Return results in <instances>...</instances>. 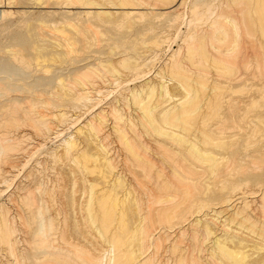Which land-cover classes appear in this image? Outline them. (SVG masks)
I'll return each instance as SVG.
<instances>
[{
    "label": "bare ground",
    "instance_id": "obj_1",
    "mask_svg": "<svg viewBox=\"0 0 264 264\" xmlns=\"http://www.w3.org/2000/svg\"><path fill=\"white\" fill-rule=\"evenodd\" d=\"M7 1L10 2V1H15V0H7ZM37 1H38V4H39V2H40V4H42V2H43V0H37ZM49 1H50L49 4L52 3L51 0H49ZM56 1H54V3ZM66 1L69 2L70 5L71 4H74L75 6L77 5L76 9H78L79 11H80V9H83L85 11V13L83 11H82V13L83 14H86V16L88 17L86 20H91V18H95L96 19V17H97V18H103L104 21H105V23L106 22H109V21H111L109 23H112L113 20H114V19L111 20V18L113 17L111 15V13L105 12V10L107 9V8L104 7L106 5L105 4L106 2H107V4H110L109 5L110 7H111V5L113 6L112 9L119 10V11L120 10H127V11H124V12H118L117 13V16L119 14V16L123 19V22H118V24L119 23H122L119 26V28L121 29V31H123L124 29L126 30L127 28L129 30V28H131V25H133V26L135 25V24H131L132 22H130L128 20L132 16H136L137 18L144 16L143 11H142V13L139 12V14L138 13H134L133 14V13L128 12V10H132L133 11V10H140V9H142V6L140 8H138V7L135 8L134 7L135 3H132L133 2L132 0H130V1H132L131 3H129L128 0H123V1L122 0H119V2L117 0H116V2L114 0H104V2H105L104 4H102L101 2H100L101 4H99L98 3L99 1H97V0H96L97 2L95 0H65V1H62V2H64V4H65ZM135 1H136V3L138 2L137 4H141L142 5V2L144 0H135ZM149 1L151 2V0H149ZM149 1L146 2V5L145 6H152V5H155L156 6V4H152ZM155 1L156 2H161L164 6H167L166 8L163 7V10L165 9L167 11H166V13L164 11V14L162 16L163 17L165 16L167 18V22H166L167 24L165 23L166 26H165V24H164V26L165 27L168 26V29H166V30H169V27H173L174 24L176 22L180 21V19L182 18V14L181 13L179 14L178 11H179L180 8H183V6L185 7L186 0H155ZM227 1H226V3H227ZM35 2H36V0H35ZM58 2L60 3V1H58ZM62 2H61V4H63ZM3 3H4V0H0V8H1V5ZM10 3H12V2H10ZM46 3L47 2H45V4ZM224 4H225V2H224ZM68 5L66 4V7H65L66 10L68 9L67 8ZM130 5H132L133 7H131ZM10 6H12V5H10ZM135 6H137V5H135ZM202 6L203 7L200 6L199 1H195V2H193L191 4V6H189L190 7V11H189L190 14L188 16L183 15V16H185V18H183V20L185 22H187V24L189 26L191 25V23L194 20H197V21H200L201 20L202 21L201 18H203V21H204V18L210 12V9L212 10V8H213V7L211 8V7H208V6L204 7L205 5H202ZM59 7H64V6H59ZM110 7H108V8L110 9ZM143 7H144V4H143ZM44 9H46L45 6H44ZM144 9H146V7H144ZM150 9L156 11V8L155 9L150 8ZM234 9H237L238 10L237 12H240V14H239L240 15V19H238V17L237 18L235 17L237 14H235V16H234V12H235ZM66 10H64V11H66ZM94 11H96V12H94ZM66 13H67V18H69L68 17V14L70 16L71 13L70 12L68 13V10L66 11ZM66 13L63 12V14H66ZM0 14H1L0 18H4L5 17V13L3 12V10L0 11ZM49 14L51 15V13H48V15ZM77 14H79V13H77ZM53 15H55V14H53ZM76 15L74 14L73 17L72 16L71 17L72 18L78 17ZM113 15H115V17H117L116 14H113ZM156 15H158V14L156 13L154 16H156ZM159 15H160V13H159ZM214 15L216 16V18L214 19L213 24H211L212 25L211 26L212 27V31H211V28L210 27H208V28H210V31L213 34H215V32L216 33L222 32L223 38L220 39V37H219V39H217L215 37L216 34L215 35H213V34L212 35H203L202 30L200 31L202 33L201 35L200 34L197 35V34H194L193 33V36H192L193 38L190 37V38H192V42L191 43H188V45H186L187 47H185L186 50H187V53H189L188 55L186 54L185 57H186V61L187 62L194 61L192 63L189 62V64L192 65V68L193 67L194 68L196 67V70H198L197 72H199V73L198 74L195 73V74L199 75L200 77L202 76V75H200V71L201 70H203V71L205 70L206 71V70H208L210 68V67L208 68L206 66V65H208L207 64L208 62H211L212 63V66L214 65L215 68H218L217 70L215 69L216 72H217V76L218 77H220L221 75L223 76V89H221L223 91L220 90L223 93V95H222L223 96V98H222L223 99V102H221V103H223V105H220L221 103H219V102H211V100H210L211 99V94H209V96H210L209 98L210 99L208 100L211 103H209L208 101H206L207 104L208 103L210 104V107H209L211 109L210 110L211 113L209 112L210 113V117L213 116V117H215V119H219V121L217 120L216 123H214L213 126H212V124L210 122L211 127H209V125L207 124V121H206V117L208 118V116L205 117L203 114L201 115L202 112L204 113V109L208 106L206 104L207 106H205V108H204V104L203 103L205 101L203 100L204 102L202 103V99L204 98L202 96L203 95L202 92L204 93V91H206L207 89L209 90L210 87H211V89H213L212 88V85L213 84H217L218 82L215 83V81H214V83L212 85H210L209 88L206 86V83L209 84V82H207L205 79H208V76L210 74H212V73L209 74L208 71H210V70L206 71V72H208V75L206 74L207 77L204 76L206 72H202L201 71V73L205 77V79L203 78L204 80L202 79L203 81H205L204 83L201 82L202 80L200 81V77L199 76H198V79H199L200 83H198V81L196 83V80L197 79L195 81L192 80L194 78V75H192L193 73L192 74L190 73L191 74V76H190L189 73L187 74V72L185 71L187 68L184 69L185 68V65H187V64L184 65V63H183L184 60L182 61V58L183 57L181 56L182 55V51H181L182 49H181V50H179L181 52H178L180 56L179 57L177 56L178 57L177 58V57H175L176 54H173L172 57L169 59L170 60L169 66L166 63V65H167L166 68H169L168 70L171 71L170 73H172L171 74L172 77H174V78L176 77V80L177 79L181 80V81H177V82H181L182 83L181 85L184 84L183 86H185V84L186 85L188 84L187 86H190V89L189 90L191 92L188 90V94H187V97H188L189 92H190L191 93L189 95L190 97H188V98L185 97L186 99L184 98L185 100L183 99L182 101L179 99L180 103H177L176 104V101H175V105L172 104L173 106L170 107L169 106V103L172 100L174 102L175 99H173L172 96L170 95V92H169V89H168V87H169L168 86V83L164 80L166 78L165 76L167 75L165 73H168V72H164L166 70L165 69L164 70L162 69V71H159L158 74L155 77H153V78H157V76L159 75L161 77V78L160 77L158 78V80L161 79V81H159V82H156L157 79H155L156 81H153V79H150V75H148L149 73L146 74V75H144V76H142V77L139 75L140 77L138 76L137 79H140V78H143L145 80L147 79L144 84L142 83L140 86H136L135 88L129 89V90H127L128 89L127 88L126 89L127 90L126 92H128L127 94L125 93V95H122V97H120L121 95H119L120 98H118V99L116 98L115 101H113V103L110 104V106H108L106 108H101V109L98 108L97 111L94 110V109H93V111L92 110H89L90 111V118H89V120L86 122V124L84 125V127L81 126V128H79L78 130H76L75 133L77 134L79 132V134H80V132H82L84 129L88 128V131L90 132L88 139H90V138L92 139L91 141H93V144L95 145L94 148L97 150V152L99 154V156H97L98 158L97 157L96 158H97L98 162L101 163L102 167L104 168L103 169L104 170V172H103V176L104 177H110V178H112L111 180H113L115 183H118L119 185L121 184V183H119V181H121L123 178H128V179L129 178L130 179L131 178L132 179L134 178L135 180H133V181H136V180L139 181L140 178H142V179L145 178L144 179V183H145V181H147L146 178L147 179L150 178V180L148 179L149 181H151L150 183H152L153 180L157 183V181L155 180V178H157V177H158V179H159V177H161L159 180H163L164 182H165L164 177H166V179H168L167 177H170L171 178L170 184H168V183L166 184V182H167V180H166L165 186H164V182L163 181H158L159 183L160 182H163V184H161V185H163V189L160 188L161 186L159 185V183H157V185H155L158 189L159 188L162 189L161 192L164 190V188L166 189V191H165L166 193L163 191V194L160 193V195L163 196L164 193H165V195H167V192H168L167 189L168 190H171L173 188V189H175L174 192H179V196L177 195L178 193H176V195L178 197L175 195V197H177V198L173 197V199L179 200L180 199L179 198L180 197V194L182 193L184 195V197L182 196L181 198H183V199H181V200L184 201V199L187 198L185 200L186 201V204H184L185 201L183 202L184 205H187V203H189V202H187L188 197L190 196L189 198H191V196H194V192L195 191H198V193L197 192L195 193V195L197 194V197L196 196L195 197L197 198V201L199 203V208L198 209L196 208L198 211L200 210L199 213L202 214L204 212V209L206 211V208H208V209L211 208V211L214 212V214H215L214 215V214L210 213L213 216H215V218H211V220L213 222H216V223L217 222L219 223L222 220V219H220V220L218 219V218H220V216L221 217L223 216V218H224V216L226 217V215H228L225 218V220H224V222H227V224H224V222H223L222 225H223V228L226 229V231L228 229V231L231 233L230 230L233 229V228H232V226L230 227L229 225L231 223L233 224V222L235 220H237L238 217L241 218V220L243 221L241 223L238 222L241 225L246 226V224L247 225H250V223H251L250 221H249L250 223L249 222L244 223V222L248 221V218L250 217L249 215H247V216H249L248 218L246 217L245 214H249V212L248 213H245V212H247L246 210H244L245 212L243 213V215H245L244 217L241 214L243 211L240 210V209H242V207L245 208L244 205H242L241 208L238 207V210L237 211L234 210L233 213L231 212L232 213L231 215L228 214V211H230L232 209V208H229L230 206L233 205V204H231L232 203V198H233V203L238 198L237 197L236 199H234L233 193L235 191H238L239 190V189L237 190V188H239L240 185H243L242 182H244V181H247L246 183L244 182V185L245 184H248V183L249 184L251 183V184H254L255 186H259V187H257L259 189L262 188L261 193L259 192L260 193L259 197L261 198L260 201H261V205L262 206H260V210H259V208H256L254 211L257 210L256 211V214H257V212H259L260 215H261V218L262 217L264 218V176H263L264 174L263 175H260L261 174L260 173V174L251 175V174L248 173V169L247 168H244V167L241 166L242 163L243 162H246V161H247L246 164H248L249 162H251V163L254 162L252 166H257L258 164L261 165V164L264 163V0H232L231 3H230V5L226 6L225 8L223 7L222 13L217 14L215 12V14L213 13L211 16L209 15L208 18H211ZM8 16L6 15V18ZM80 16H81V12H80ZM145 16H146V14H145ZM65 17H66V15H65ZM163 17H162V19H163ZM133 18H135V17H133ZM157 19L160 20V18H157ZM0 20H2V19H0ZM208 20L211 21L212 19L211 20L208 19ZM63 21H64V18H63ZM72 21H73V19H72ZM115 21L112 24H114V23L117 24ZM156 22H159V21H156ZM100 23L101 22H99V24ZM47 24H49V23H47ZM112 24H111V26H113ZM46 25L44 27L42 25L41 27H43L44 29H46L47 28ZM73 25L71 26V24H69L70 27L75 28V25L74 26ZM101 25H103V23ZM108 25L110 26V24H108ZM108 25H106L105 29L107 28ZM136 25L134 26L136 28V30H137V28L138 29L139 28H144V27H138V25L137 26ZM149 25H151V24H149ZM149 25H148V27H149ZM152 25L150 26L149 29L148 28L147 29L144 28L147 32H151L152 33V34H150V33L148 34V36L149 35L150 36L152 35L151 37L149 36L150 39L147 38L148 36H147V34H145V32L144 33L143 32H138L139 30L137 31V34L138 33L139 34L140 33H143L141 35H144V36L146 35L147 36L146 39H145V37L142 38L143 36L142 37H140L139 35L137 36V34L136 35L134 34L135 36L132 35L133 36L132 37L133 39H131L130 36L129 37H126L127 35H130V34H127L126 33V32H130V30L129 31L126 30V32H125V30L123 31V32H125V34H127L125 36L126 38H123L124 36L122 37V35L121 36L119 35V33L121 34V31L118 30L119 29L118 27H114V28L113 27H111V28L109 27L110 30L107 28V30L109 31V34L112 36L111 39H113L116 43L114 44L113 41H112V44L113 45L112 46H108L110 48H107V50L109 49V51L107 53H102L101 52L103 50V48H102L101 51H100L101 48L99 49V52L101 53V55H103V54L106 55L107 54V57H104L103 56L104 58H101L102 57L101 56L100 58H96V61L95 62L93 61V63H88L87 65H85L87 62L92 61V60L87 61V58L88 57H92L93 55H91V53L94 52L95 50H98V49H95V50L92 49V48H95V47H92L91 48L92 42H90V43L89 42H86L85 39H82V37H81L82 40H77L76 39L77 43L79 42V46L74 45V43H73V40L74 39L73 40L71 39L72 40V43H71V40H67V38L66 39H63L62 37L59 36V34H58V36L60 37V39L62 38L63 41L60 40V39L57 40L58 39L57 36L52 37V38H55V40L53 39L54 41H56V40L58 41V42L57 41L56 42H57L58 47H60L59 50H56L55 52H52V53L49 52L50 50H47L49 53H47L46 51L45 52L42 51V49H44V48H42V49L41 48H38V45H37L38 43L36 44V42H34V41L30 40V39H28V40L34 42L35 44H33V43L31 44L30 43V45L28 44V47L27 48L24 45H22V43H20L21 45H19V44L17 45V43H15V42L12 45H11V43H9L10 45L7 43L8 45L0 46V165L2 163H5V164L7 163L6 164V167H5V165L3 167L5 169L2 168V165L0 166V176L2 177V178H0V182H1V179H2V181L5 180L4 182H1L0 183V186H2L3 183L7 184L6 183V180H9V178L8 179H5V177L8 176V175H6L7 174L6 172H8V174H9V171L15 167V166L13 167L14 163H13V165H10L12 163L11 162L9 163V161H10V158H11L12 154H14V152L15 153L16 152L19 153V146L21 147V145H22V143L20 145L19 141L17 142V140H19V139H17L19 137L17 134L19 133V129L20 128L22 129V128L26 127L27 125H29L30 128L32 127L33 130L36 131L35 132L36 134L43 135V136L45 134H47L49 136L50 133L52 134L53 131H55L53 127L56 128V126H55V125H57L56 123L63 124V123L68 122V120L73 119V118H71L73 116L71 115V112H69L70 110L69 111L67 110V109H69V107L73 106L74 109H78V107L80 105L82 107L83 106L84 107L87 106V108H88V106L91 107V104L96 99L95 98L96 95H100V94L102 95V93H105L104 91H102L103 90V87L102 86H99V85H102L103 83H105L104 81H102L103 80L102 78H104V79H105V77L106 78H111L112 77V79L113 78H116L115 80L117 82L118 80H123L125 77H127V76L123 77V75H122L123 73L119 71L120 69L118 70L116 68L117 65L115 64V61L118 60L119 57H120L121 61H120V59L118 60V61H120V64H118V65L119 66L122 65V69H126L127 71H129L131 73H133V72L134 73H136V72L138 73L143 68V66L145 68V66L148 65L149 62H152L153 59L154 60H157L156 58L158 57L159 54H161L160 51H161V48L163 47V44H165V43L167 44L168 43V41H164V40H168V39H164L163 40V38L160 35L162 33L155 31V29H157L159 25L156 28H155V26H156L155 24H154V26H152ZM52 26L50 27V29L52 28ZM79 26H77V27H79L80 29H82V28L83 29L84 28L87 29V27H85V26L82 27L83 25H79ZM86 26H88V25H86ZM141 26H144V25H141ZM41 27H39V28H41ZM92 27H93V25H92ZM93 28H95V26ZM103 28H104V26H103ZM115 28H116V30L119 31V33H117V31L114 30ZM193 29L194 28H192L191 31ZM195 29H196V27H195ZM200 29H202V28H200ZM47 30H48V28H47ZM59 30H60V28H59ZM71 30H73V29H71ZM87 30H89V29H87ZM166 30L164 29V31H166ZM170 30H171V28H170ZM75 31H76V29H75ZM89 31H92V30L90 29ZM154 31H155L156 34L158 33L155 36L153 35V32ZM195 31H197V30H195ZM99 32H100V29H99ZM99 32H97V33H99ZM200 32H198V33H200ZM53 33H51V34H53ZM106 33H107V36H108V32L107 31H106ZM130 33L132 34L134 32H130ZM256 33H259L262 38L259 37L260 39H258L257 38L258 35ZM49 34H50V32H49ZM207 34H209V32ZM100 36L101 35H99V37ZM103 36H104V33H103ZM220 36H221V34H220ZM97 37H98V35L96 34V38ZM120 37L123 38V39H121ZM50 38H51V35H50ZM50 38H48V39H50ZM52 38H51V40H52ZM102 38H104V37H102ZM98 39L99 38H97V40ZM126 39L127 40L129 39V40L127 41ZM105 40H106V38H105ZM109 40L107 41V43L108 42L110 43ZM91 41H92V39H91ZM184 41H185V39H184ZM97 42L99 43V40ZM209 42L214 43L213 47L216 46L217 44H219V46H220L221 43H222V45H223V47H222L223 48V51H222V48L221 47H218V45H217V47H215V48H218L217 50H221L223 52V53H218V54H221V56L220 55L218 56L216 53L215 54L217 56H213L215 54H213L212 56L209 55L208 50H207V49H209V48H207L208 47L207 45L208 44L210 45ZM107 43H105V45ZM109 43H108V45H109ZM170 43H171V41H170ZM100 44L101 43H99L98 46H100ZM172 44H173V41H172ZM110 45H111V43H110ZM92 46H94V45H92ZM168 47L171 48L172 45L169 44ZM56 49H57V47H56ZM44 50H46V49H44ZM105 51H106V46H105ZM82 54H84V56L85 55H88V57L85 58L83 56V58H81L82 57ZM92 54H95V53H92ZM96 54H97V52H96ZM151 54L153 55L152 58L149 57V56H151ZM89 55H91V56H89ZM187 56H189L190 59H192V60H189V57L187 58ZM198 56L200 57V60H202L199 63L200 64L199 66H201V67H199V68H201L200 70L198 69V65L196 66L197 63H195L196 60H199V58H196V60H195V57H198ZM180 57H182L181 60L179 59ZM88 60H89V58H88ZM83 61H85L86 63L84 64ZM82 62H83V65L84 66H82ZM80 63H81V65H80ZM116 63H117V61H116ZM211 63H209V64L211 65ZM189 64H188V66H189ZM114 65H116V66H114ZM119 66H117V67L118 68H121V66L120 67ZM214 67H213V69H214ZM126 70H125V72H126ZM218 70H219V72H218ZM220 70L223 71V72H221ZM32 71L35 73L36 82L31 79L33 77V75H32V77L30 76L31 73H32ZM211 72H212V70H211ZM220 72H221V75L219 76ZM37 74H39L38 75L39 77L37 76ZM126 74H124V75H126ZM40 75H41V77H40ZM192 76H193V78H192ZM29 77H31L30 79L33 82H35V83L29 82V81H31L29 79ZM129 77L131 78V76H129ZM100 80L103 82L102 84H99L101 82ZM106 80H108V79H106ZM133 80L134 79H132V81ZM110 84H111V82H110ZM117 84H118V82H117ZM126 84H124V85H126ZM107 85H108V83H107ZM112 85L114 86V84H112ZM214 86H215V90L217 91L218 88L216 89V85H213V87ZM220 86H221V84H220ZM220 86L217 84V87L221 88ZM40 87H46V88L45 89H39ZM120 88H121V86H120ZM184 89H185V91L187 90L186 87ZM148 90L150 92L149 96L144 97V95L146 94V92ZM215 90L213 89L212 92H214ZM209 91H207V92L209 93ZM207 92L204 93L205 94V99H206V94H208ZM217 92H218V94L221 93V92H219V89H218ZM42 93H44L45 95L47 94L46 95V98L44 97L45 95L42 94ZM21 94H26V96L23 98ZM38 94L43 95L42 97L45 100L44 99H39V97L41 98V96L38 97ZM20 95H21L22 98L20 97ZM180 96H181V94H180ZM214 96H217V95L214 94ZM214 96H212V97H214ZM218 97H220V96H218ZM207 98H208V96H207ZM24 101L27 102V103H24L25 105L28 104L27 107L24 104H22V102H24ZM177 101H178V99H177ZM216 101H218V99H216ZM96 102H98V101H96ZM173 102H171V103H173ZM171 103H170V105H171ZM38 104H40L41 107H42V105H44V106L46 105L44 108H47V107L48 108L49 107L52 108L53 107L54 109H57L56 110L57 112L48 113V114H46L44 112H40V111H43V110H42V108L41 109L40 108L38 109V106H39ZM130 104H131V106H130ZM20 105H21V107H20ZM76 106H77V108H76ZM122 106H124V107L130 106L131 108L133 107L134 110H135V112H133V113L132 112L131 113L129 112L127 115L126 114H123L122 113V110H121L122 109ZM222 106H223V108H222L223 110L221 109ZM22 107H25V108L22 109ZM79 108H81V107H79ZM54 109H52V111ZM95 109H96V106H95ZM220 109L223 112L222 114H219ZM38 110H40V111H38ZM48 110H50V108ZM123 110H124V108H123ZM207 111H208V109H207ZM48 112H50V111H48ZM85 112H86V110H85ZM69 113H70V115H69ZM86 113H88V112H86ZM79 121H78V123H79ZM110 122H112V123L110 124ZM52 125H54V126H52ZM65 126H67V125H65ZM27 127H26V129H27ZM32 128H31V131H32ZM57 128H58V126H57ZM24 130H25V128H24ZM28 130L30 131V129H28ZM112 130H113V134L115 133L116 137H118V139H119L118 141H120V144H122L123 149L126 152V154H125L126 155V158L125 159H127V164L129 165V164L133 163V164L130 165V166H133V167H129V166H126V167L124 166L125 168L123 167L124 168L123 171L127 168L126 169V173L129 172L128 175L124 173L126 176H122L123 174H121V173H119L117 171L118 170L117 169L118 168L117 165H119V164L116 165V163H117L116 160H115V157L116 156L113 157L112 154H114V153H111V151H112V149L114 147H112V149H111L108 146L109 144H107V139H108V137L111 134L109 132L112 131ZM13 131H18V133H16V135L18 137L17 138L13 137L15 140L11 138L12 137L11 133ZM83 133H84V131L82 132V134ZM13 134H15V133H13ZM76 134H72V135H70V137L67 136L68 139H66V141H64V143L62 142L63 144H65L67 146V148L65 147V149H67V150L64 149L65 151H67V152H64L66 154V157L67 156L68 157L70 156V158H71V156L74 157L75 155L72 152L73 151L78 152V149H80V147H81V146L80 147L77 146V151L74 150V148L76 147V145H79L77 143L79 139L77 141H75L76 140V137H77ZM27 135L28 134L25 135L23 133V135H21V136L25 138V136H27ZM61 135H59V136H61ZM29 136H31V135H29ZM52 136H54V135L52 134ZM8 137L10 139H12V140H8ZM36 137H38V136H36ZM40 137L42 138V136H40ZM47 139H48V137H47ZM29 140L32 141L30 139V137H29ZM33 140H35V139H33ZM86 140H87V137H86ZM24 141H22V139H21L20 142H24ZM27 141H28V138H27ZM27 141H25V142H27ZM82 141L85 142L84 140H81V142L79 141V143H82ZM23 145H24V143H23ZM38 145H42V144H38ZM25 146H26V143H25ZM30 146H32V145H30ZM34 147H35V145H34ZM26 148H28V147L26 146ZM24 149H25V147H24ZM24 149H23V151L26 152ZM232 149H234V150L236 149V151H232ZM82 150H84V149L82 148ZM23 151H22V153H23ZM81 151H80V153H82ZM31 152H32V150H31ZM22 153H21V155L23 156ZM19 154H17V156ZM61 154H63V152ZM53 155H55V153ZM88 155L89 154H87L85 156L86 159H87V156ZM90 156L91 155H89L87 161H89L90 159L93 158V156H92V158ZM223 156H225V157H223ZM226 156L228 158H230V159H233L234 160V163H235V160H236V166H234L232 169L228 168L226 170V172H224L225 171V169L223 170L224 164H227V162H228L227 161L225 163V161H224L225 158H226ZM14 158H16V157H14ZM85 158H83V159H85ZM68 160H69V158H68ZM79 160H81V159H79ZM75 161H77V163H78V160L75 159ZM87 161H86V163H87ZM92 161L93 160H90L91 163L94 162V161L93 162ZM166 161H169L168 163H170V161H171V164H173V168H172L173 170L169 167L170 170H171L170 173L168 172L169 168H168V170H166L168 173L165 171V169H166L165 166L166 165L164 164V162H166ZM68 162H70V161H68ZM80 162L81 161H79V163ZM158 162L159 163L162 162L164 164V166L162 165V168L161 167L158 168V166H159V163ZM237 162H238V164L239 163H241V164L238 166L237 165ZM71 163H74V162L71 161ZM256 163H257V165H255ZM186 164H188V165L190 164V169L187 170V171H186L187 166H186V168L183 167ZM98 165H100V164H98ZM160 165H161V163H160ZM233 165L234 164H232V166ZM18 166H19V164H18ZM18 166H16V167L18 168ZM169 166H171V165H169ZM228 166L230 167V165H228ZM249 166H251V165H249ZM163 167L165 168L164 170H163ZM226 167L227 166H225V168ZM261 167H262V165H261ZM180 169H181V171L183 169L185 170L184 173L186 174V176H182L183 174L179 171ZM35 170H36V168H35ZM35 170H34V172H35ZM256 170H257V168H256ZM78 171H79V169H78ZM121 171H122V168H121ZM252 171H250V173ZM257 171H256V173H257ZM13 172H12V174H13ZM261 172H263V171H261ZM36 173H39V172L36 171ZM40 173H41V171H40ZM92 173H93V170H92ZM27 174L29 175V173H27ZM100 174H102V173H100ZM253 174H254V172H253ZM248 175H250V176H248ZM10 176H12V175H10ZM58 176H59V174H58ZM189 176H193V178L194 177H196V178L197 177H201V179L202 178L204 179L206 177V178H209L210 180L214 179L216 182H217L218 179H220L221 182L223 183V185H222V183L221 184L218 183V184H220V186L219 185L217 186L216 183H215L216 186H215L214 183H213L214 185H209L208 184V186L205 188V190H203V189H201L199 187L200 186V184H198L199 182H196L199 185V186H197L195 182L192 183V181H190V179L188 178ZM25 177L26 176L24 175L23 179ZM138 178H139V180H138ZM193 178H192V180H194ZM206 178H205V180H206ZM29 179H32V178H29ZM197 179H199V178H197ZM103 180H106V179L103 178ZM168 180H170V179H168ZM186 180H189L192 184L190 186L184 185L186 183ZM137 181H136V183H138ZM141 182H142V180H141ZM108 183H109V181H108ZM132 183H134V182H131L130 185ZM136 183H134V184H136ZM144 183H142L143 184L142 185L143 187L145 186ZM206 183H208V182L206 181ZM202 184H203V180H202ZM23 185L21 184L20 186H23ZM138 185H139V189H140V185L141 184L138 183ZM92 186L95 187V184L92 185ZM92 186H91V188H92L91 191L92 190L94 191L95 188L93 189ZM155 186H152V187H154V189H155ZM249 186H251V185H249ZM59 187H60V185H59ZM62 187H60V188H62ZM143 187H141V188H143ZM197 187H199V188H197ZM247 187L248 186H246V188ZM60 188H58V189H60ZM145 188H146V186L144 187V189ZM243 188H244V186H243ZM53 189H54V187H53ZM97 189H99V188H97ZM152 189L150 188L151 192L155 196V194L157 192L155 193L154 190H152ZM156 189H155V191H156ZM125 190H127V189H125ZM133 190L134 191H137L135 189H133ZM147 190L149 192V189H145L144 192L145 191L147 192ZM248 190H249V188H248ZM1 191L2 190L0 189V193H1ZM102 191L107 192V190L105 191V189L102 190ZM157 191L160 192V190H157ZM252 191H254V190H252ZM29 192H31V191H28V193ZM256 192L252 193V195L253 194H256ZM50 193H52V192H50ZM99 193H101V192H99ZM138 193L136 194V196L138 195ZM152 193H151V195H152ZM172 193H173V191H171V193H169L170 195L169 194L167 195V198L168 199L170 198V196H171ZM238 193L240 194V192H238ZM63 195H61V196H63ZM131 195H132V192H131ZM145 195H148V193L145 194ZM234 195H236V192H235ZM240 195H239V197H240ZM2 196H3V194H2ZM13 196L14 195H12V197ZM42 196H43V194H42ZM149 196L150 195H148V197ZM156 196L158 197V195H156ZM172 196H171V198H172ZM185 196H187V197H185ZM249 196H250V194H249ZM0 197H1V194H0ZM12 197H10V199ZM54 197H55V194H54ZM91 197H92V195H91ZM128 197L130 198L131 196L129 195ZM133 197L135 199V195L134 194H133ZM141 197H142V194H141ZM150 197H149V199H150ZM157 197H156V200L159 198V197L158 198ZM253 197L254 196H252V198ZM255 197H256V195H255ZM113 198H114V196H113ZM145 198H147V196ZM145 198H143V199L145 200ZM160 198H161V196H160ZM162 198H161V200H162ZM165 198H166V196L164 197V199ZM192 198L194 199V197H192ZM192 198H191V200H192ZM204 198H207V199H204ZM246 198H248V197H246ZM25 199L27 200V198H25ZM94 199H95V202H96V198H94ZM107 199H109V198H107ZM115 199L119 200L118 198H115ZM115 199L113 200L114 203L117 202ZM141 199H139V202H140ZM153 199H152V201H150V200L149 201L151 203L152 202L155 203V201H153ZM164 199L162 201H164ZM202 199H204V200H202ZM131 200H133V198H131ZM161 200L158 203H160ZM191 200L189 199V201H191ZM14 201H15V199H13V203H14ZM17 201L18 200H16L15 202H17ZM90 201H91V199H90ZM109 201H110V199H109ZM109 201L106 200L105 202L108 203ZM147 201L145 200L146 203H147ZM175 201L176 200L171 201V202H173L175 204L177 202V201L176 202ZM194 201H196V200H194ZM28 202L31 203L30 200H28ZM93 202L94 201L92 200L91 201V205L88 206V207H90V210H88V212L89 211L91 212V214H90L91 216L93 214L92 213L93 206L95 205V202H94V205H93ZM111 202H109V203L111 204ZM126 202H128V205H131V203L129 204V200L126 201ZM139 202H132V203H135L136 204V203H139ZM145 202H143V201L141 202V204L143 205L142 208L145 207L144 206ZM180 202H182V201H180ZM241 202H243V201H241ZM244 202H245V200H244ZM97 203L98 202H96V205L98 207V204L99 203L98 204ZM158 203H155V205L158 204ZM165 203L166 204L169 203L168 206L166 205L168 208H164V209L162 208L160 211L159 210L156 211V212L159 211L157 215L159 217L158 220H160V222L157 220L156 217H154V218H156V221H158V224L159 223H164L165 224L167 222V225H168V223L170 221L171 222H172V220L174 221L175 215L177 214V212H180V211H176V209H178V208L175 209L173 207L174 206L173 204H172V207L170 206L171 207L170 208L169 205L171 203H170V201L168 202V200L166 202V199H165ZM194 203H193V205H194ZM239 203H240V201H238V204ZM249 203L247 204L245 202V204H247V205H249ZM23 204H24V201H23ZM29 204L27 205L28 208L31 209V210H33L32 204H31V207H29L30 206ZM89 204H90V202H89ZM148 204H149V202H148ZM148 204H147V206H148ZM180 204L177 205V206L178 207L180 206L181 208H179V209H182V206L183 205L182 204L180 205ZM15 205H16V203H15ZM40 205H42V204H40ZM116 205H118V203ZM139 205H140V203H139ZM155 205H154V207H152L149 204V206L151 207V209L150 208L149 209L152 211V208H153V211H154ZM158 205H160V206H158ZM158 205H156V206L162 207V205H163V207H166L165 204H161L160 203ZM250 205H251V203H250ZM18 206H19V204H18ZM27 206H25V207H27ZM99 206H100L99 209L101 208L99 211L102 210V217L99 216L101 218V220H98V221H100V224H101V221H102V228L100 229V232H98V234L101 233L102 234L101 237L107 242V243L106 242L105 243L106 244L109 243L111 247H110L109 251H108V249H107V251L106 250H104V251L102 250L103 252L101 251L102 253H98V254L91 253V252H87L86 251L87 249L84 248L85 250H83L82 246H80V245H79L80 248L77 249L78 247L75 246L76 244L75 245H72V242H74L73 240H72V242L70 243V246H69V244H68V242H66V240H70V239H69V237H64V234H63L62 237L65 240L61 237V244H59L60 242L57 244L56 243L57 240H55V242H54L52 240L53 238L50 239V235L53 236V234L57 232L56 229H57V226L58 225L56 226V223L54 224V222L52 221L53 219L50 218L49 215L48 216L51 219V220L49 219V221L50 222L51 221L53 222V224L56 226V229L53 227V224L52 223H49L45 219H43V217L47 219L48 218L47 215H46L47 217L46 216L41 217L44 214L39 215V216L37 215L38 217H36V215L34 217V215H33V217H34L33 219L34 220L32 222L29 221V223L30 222L31 223H35V222H37L39 220V222H38L39 225H38V228H37L36 231L34 230L37 227L35 224H34L36 226V227L34 226L35 228L34 227L33 228L30 227L31 230H34L35 231L33 233V235H31V236L34 237V243L33 244L34 245L37 244L38 250H39L40 254L43 255L44 261H42L43 260L42 259L41 262H44L45 264H75L74 262L76 260V261L80 262V264H140V261L141 260L137 261V259H136L137 256H139L141 253H142L141 256L142 255H145V254H143L144 252H142V251H144V249L150 243V241L152 239L151 236L152 235L154 236V234H157L156 232H152V230L154 229L152 227L156 223L154 221V219L152 218L155 214H153V213L151 214L152 216H150V218L153 221H151V219H150V221H151L152 224L149 223V225H148V226H150V228L152 230L148 226L146 227L145 225L142 224L141 225L142 227L140 226L139 229H137V230L135 229V233L131 231L132 232V235H133V233H134V235L131 236V238H128V240H130V242H133L132 243V247H133V244L135 242H137V244H139V246H136V247L141 248V252L136 256L135 255V252H133L135 250L132 251V247L129 248V249H131L132 252H130L129 249H128V247L131 246V245L127 246V249L128 250L127 249L125 250V248H126L125 245H127L128 243L126 241H125L126 244L124 243L123 238L120 235H118V233H116L117 230L112 231L115 228V225H114V228H111L113 226V223H114V218L115 219H116V217L118 218L117 215H118L119 212H117V215H116L114 213V210H112L111 205L104 204V201H101V203H100ZM112 206L114 207V204H112ZM135 206L138 207V205H135ZM188 206H189V204H188ZM236 206H237V204H236ZM251 206H253V205H251ZM251 206H248V208L251 207ZM25 207L23 206L24 209H25ZM33 207L37 208V205L35 204ZM64 207H65V205H64ZM140 207L141 206H139V209L142 212H140L141 214H137L138 217L140 215H142V213L144 211ZM193 207H195V206H193ZM197 207H198V205H197ZM28 208H27V210H28ZM21 209H19V210H21ZM38 209H36V210L38 211ZM116 209H118V208H116ZM125 209H128V208L125 207ZM143 209H145V208H143ZM149 209L147 208V210L145 209V211H149ZM186 209L188 211H190V212L193 211V210H195L194 208H191L192 210H189L188 207H186ZM233 209H235V208L233 207ZM31 210L29 212H31ZM40 210H42V209H40ZM40 210L37 213H41ZM43 210H45V209H43ZM96 210H94V211H96ZM201 210H202V212H201ZM239 210L242 211V212H238ZM120 211H124V209L123 210L121 209ZM128 211H130V210H128ZM182 211H183V209H182ZM208 211H210V210H207L206 212H208ZM124 212H127V210L124 211ZM150 212H149L148 215H150ZM181 212H180V215H181ZM190 212L187 213V215L190 214ZM57 213H58V211H57ZM59 213L62 214L61 212H59ZM127 213H129V212H127ZM131 213L133 214V211ZM131 213H130V215L129 214L128 215L129 216H133V215H131ZM146 213H148V212H146ZM182 213H184V211ZM199 213H198V215H199ZM121 214H122V217H123L124 216L123 215V212L122 213L120 212L119 215H121ZM191 214L189 216H191ZM196 214H197V211H196ZM99 215H100V213H99ZM182 215H181V217L178 216L179 218L177 216L175 218L176 219L178 218V220H180V218H182ZM207 215H209V213ZM207 215H205V217ZM27 216H29V218L27 217V219H24V217H23V219L25 221H28V219H30V218L32 219V216L31 217H30V215H27ZM142 216H146V214L145 215H142ZM193 216H195V215H192L191 217H193ZM51 217H53V216H51ZM92 217H94V216H92ZM199 217H200V215H199ZM199 217H198V219L201 218V217L200 218ZM20 218H22V217H20ZM186 218H190V217H186ZM186 218L183 221H181V224H183L182 222H184V223L188 222ZM193 218L196 219V216L193 217ZM261 218H259V219H261ZM263 218L261 220H263ZM68 219H69V217H68ZM90 219L92 221V218H90ZM124 219L122 218L121 226H124L125 229H127L126 230L127 231V235L129 236L130 235V229H128V227H129V225H127L128 222L126 221L127 224H124V225L122 224V223H124L123 222ZM127 219H125V220H127ZM139 219H140V222L139 223H143L141 221H143L144 218L139 217ZM146 219L144 220V222L145 221L146 222H149V219H147L148 221ZM209 219H210V216H209L208 220ZM253 219H254L253 222L254 221L256 222L257 218L256 219L253 218ZM65 220H63V221L65 222ZM94 220L97 221V219L95 217L93 218V221ZM203 220L204 219L201 218V220H197V222H195L192 219V221L195 224L197 223L196 225H199L197 227L201 228L203 226V228H201L200 230H202V229L205 230V231H203L204 233H201V234H204V237H201L199 233H196V231H194L196 234L192 231L193 232L192 235L193 234L194 235L191 236V237H194L193 240H195L196 238L199 239V236H200V239L199 240H201V238L203 240H205V241H203L202 245L205 244L204 242H207L206 244H208L209 241H212L211 242L212 243L211 244L212 245L211 246L212 247L211 249L213 250V252L215 254H216V252L219 253V255L221 257V258H219L220 262L219 263L218 262H215L216 264H264V261H258V262L255 261L257 259L255 257H252V259L255 258V260L253 259L252 260L253 262H250L249 263L248 262L249 259H250L249 256L246 257L243 252L237 251L236 249H233L234 248V244L235 243L237 244V242L239 243V245L237 244L238 246H240V245L243 246L244 244H246L245 240L242 239V238L245 237L244 236V233H243L244 226L242 227V226H240V224H238L239 225L238 226L239 229L234 226L238 230H241L240 228H243V230L240 233H242V235L244 237L243 236H241L242 238L239 237V235H240L239 234V231H237V229L235 231V228H234L233 229L234 232H232L233 234H231V236L229 238L228 237H225V235L222 234V235H224L223 237H225L226 239L225 240L224 239L221 240L222 238H220L218 236H215V232L213 231V229L210 226L211 224H204ZM11 221H12V223H14L13 222L14 219L11 220V218H10L9 209L6 208L5 204H3V203L0 204V243L7 245V248H6L7 249V252L9 251L11 254L13 253L14 255H15V252H16L18 258H19V256L23 258V255L24 254L22 256L20 254L21 253L20 250L22 248L20 249L19 247H17L16 241L14 239V233L16 234L18 231L17 230L13 231L14 229L11 226L12 225ZM19 221H21V220H19ZM25 221L23 223V220H22V223L23 224H21V222H20V224L23 225V226L26 225L24 227H27L28 222H25ZM44 221H46V222H44ZM57 221H58V219H57ZM116 221H118V220H116ZM128 221H129V219H128ZM133 221L135 222L136 220L134 219ZM237 221H236V223H237ZM67 222H68V220H67ZM153 222H155V223L153 224ZM176 222H177V220H176ZM206 222H207V220H206ZM97 223H99V222H96V225H97ZM194 223L192 224V227L195 226ZM114 224H116V223H114ZM138 224H137V226H138ZM188 224L190 225V223H187V225ZM21 225H20V227H21ZM65 225H67V224L65 223ZM146 225H147V223H146ZM151 225H152V227H151ZM159 225H161V224H159ZM200 225H201V227H200ZM234 225H235V223H234ZM251 225L254 226L253 227V230H257V232L255 231L257 233V237L259 236L258 238H262L261 240H263L264 239V228H261L260 227L261 229H258V227L261 224L258 227H256L257 229L255 228V226H256L255 224L251 223ZM251 225H250L251 228L249 229L247 227V230L249 229V231H250L252 229V226ZM13 226L16 227V225H14V224H13ZM137 226L135 228H137ZM161 226H162V228L165 227L164 225H161ZM161 226H160V230L162 229ZM168 226H170V225H168ZM168 226H166V228H164V231H166L165 229H167ZM183 226L187 227L186 224H184ZM218 226H221V225H218ZM218 226H216V227L217 228H220ZM98 227L100 228L101 225L98 226ZM154 227H155V225H154ZM27 228H29V227H27ZM67 228H69V227H66V229ZM122 228H121V231L120 232L123 231V233H124L125 230H122ZM157 228H159V227H157ZM174 228H175V226H174ZM21 229H23V228H21ZM26 229H23V230L27 231L28 229L27 230ZM54 229H55L56 232H53ZM117 229H118V227H117ZM168 229H167V231H169ZM193 229H195V228H192L191 230H193ZM57 230L59 232L60 228L57 229ZM119 230H120V228H119ZM128 230H129V234H128ZM156 230H154V231H156ZM170 230H171V228H170ZM200 230L198 232H202ZM29 231H27V232L29 233ZM60 231H61L60 232V234H61L62 233V230H60ZM63 231H64V228H63ZM164 231H162V235H164ZM167 231L165 232L166 234H168ZM221 231H224V230H221ZM221 231H219V234H221L220 233ZM27 232H26V234H27ZM30 232H33V231H30ZM51 232H53V233H51ZM64 232H66V231H64ZM150 232H152V234H150ZM157 232H159V231H157ZM177 232L179 233V231H177ZM184 232L182 231V233H183L182 238L186 239L184 236H187L189 234V232L187 230V232H188V234L186 233L187 235H184ZM229 232H228V234H229ZM237 232H238V234H237ZM205 233H206V235H208L207 238L208 237L209 238L211 237L210 239H207L209 241H207L206 239H204V238H206ZM256 233L254 234L255 237H256ZM169 234H171V233H169ZM57 235H54L55 238H56ZM125 235H126V233H125ZM125 235H124V237H125ZM173 235H176V233L173 234ZM180 235H181V233H180ZM180 235H179V237H180ZM197 235H198V237H197ZM31 236H28V238L30 237L29 238L30 240L32 238ZM59 236H61V235H59ZM167 236L165 235V238ZM195 236H196V238H195ZM252 236H253V234H252ZM159 237H157V238L159 239ZM246 237H249V241H251L250 240L251 239L250 238L251 235L250 236H247L246 235ZM25 238L28 239L27 237H25ZM160 238H162V237H160ZM165 238H163V239L165 240ZM172 238H174V236ZM172 238H170V239L167 238L165 241H168V239H169V241L170 240L172 241ZM177 238H178V236H177ZM180 238L178 239V240H180V242L177 240L178 243H176V242L175 243L178 246H181V247L182 246H187V245H182V243L185 244L184 242H181L184 239L182 240ZM187 238H189V236ZM212 238H214V239L211 240ZM158 239H156V242L158 241ZM16 240H17V238H16ZM32 240H31V242H32ZM62 240H64L66 243L64 241L63 242L65 244H68V245H65L64 246L62 244ZM96 240H97V238H96ZM190 240L191 239H189V241ZM235 240H237V242H235ZM26 241H28V240H26ZM103 241H102V243L104 244ZM159 241H160V244L159 245L161 247L162 246V243L161 242H163V241H162V239H160ZM175 241H176V239H175ZM130 242H129V244H131ZM153 242L155 243V241H153ZM195 242H193V243H195ZM199 242L200 241H198V243ZM230 242L233 243V247H230V245H232V244H230V245L228 244ZM262 242H261V244H262ZM151 243H152V241H151ZM151 243L149 244L150 245L149 246L150 248H151ZM157 243L155 245H157ZM193 243H192V245H193ZM247 244H248V242H247ZM25 245H27V244H25ZM32 245L29 246V247H32ZM102 245H101V249H103ZM153 245L154 244H152V246ZM168 245H169V243H168ZM175 245H174V248L172 250L171 249L170 250H171V253H172L173 250L176 251V254L175 253H172L173 255L176 256L178 250H179L180 253L182 251H180L181 250V247L178 248ZM196 245H197V247L199 246L201 248L199 250V258L198 259H197V256L195 257L194 250H193V252H192L191 255L188 252L190 250H188V251L185 250L186 253H188L191 257H189L188 254H187L188 256L185 257V254L182 252L184 255L183 254H181L179 256L177 255V257H176L177 260L175 259L176 261H174V263L171 262V260L168 259V258H167L168 259L167 262L170 260V262L173 263V264H186V263L188 264V262H190L189 264H202V262L205 261V258H203L204 260L200 259V256H202V255H200V253L201 254L204 253V250L203 249H205V251L207 249L206 248H202L203 246L202 245H199V244H195L194 246L196 247ZM172 246H173V243H172ZM189 246H187V247H189ZM194 246H193V248H194ZM242 246L241 247H238L239 248L238 250H240V248L243 249V247H244V249H246V245L243 246V247ZM27 247H28V245H27ZM160 247H158V249L160 251L161 250L162 251L167 250V249L164 248L165 246L163 247L164 250L161 249L162 247L161 248ZM235 247L237 248V246H235ZM33 248L32 249L35 250V247H33ZM148 248L145 249V253L148 250ZM150 248H149V251H150ZM191 248L189 247L188 249H191ZM198 248L196 249L197 251L195 250L196 254L198 253ZM18 249H19V252L20 253H18ZM28 249L30 250L31 248H28ZM244 249H243V251H245ZM33 250H31V251H33ZM38 250H36L35 253L39 254V252H37ZM138 250L139 249H136L137 252H138ZM154 250L157 251V247ZM170 250H168V251H170ZM182 250L184 251V247H183ZM202 250H203V252H202ZM84 251H86V252H84ZM168 251H166V252L169 253ZM246 252H248V251L246 250ZM10 253H9V255H10ZM24 253H27V252H24ZM157 253L159 254L160 252H157ZM157 253L154 254L153 253V250H152V254L153 255L151 254V256H155L156 257L157 256L156 255ZM262 253H264V251ZM146 254L148 255V253H146ZM161 254H162V252H161ZM172 254H171V256H172ZM169 255H170V253H169ZM210 255H212V254H210ZM210 255H207V256H209V260H210V258H213V260L212 259L210 260L211 262L217 260L215 258L216 256L210 257ZM247 255H249V254H247ZM25 256L28 257L27 254ZM141 256H139V257H141ZM158 256H160V255H158ZM139 257H138V259H139ZM155 257H154V259H151L150 260L151 262L149 261L148 263L151 264L152 262H155V259H159V258H155ZM9 258H11V257H9ZM33 258H34V256H33ZM163 258H164V256H163ZM173 258H175V257L173 256ZM247 258H248V261H246ZM23 259L24 260H21L20 259V261H19L20 264H22V261H25L26 260L25 258H23ZM199 259L202 260V262ZM29 260H27V261H29ZM33 260L35 261L36 259H33ZM142 260H143V258H142ZM146 260H143V261H146ZM152 260H154V261H152ZM163 260L164 259H162V260L160 259L157 263L160 264V261H163ZM143 261H142V263H143ZM0 262H2V261H0ZM17 262H18V260H17ZM38 262H39V260H38ZM170 262H168L167 264H171ZM205 262H207L205 264H211V263H208V261H205ZM33 263L34 262L31 261V264H33ZM44 263H42V264H44ZM163 263H164V261H163ZM163 263L161 262V264H163ZM76 264H79V263L76 262Z\"/></svg>",
    "mask_w": 264,
    "mask_h": 264
},
{
    "label": "rangeland",
    "instance_id": "obj_2",
    "mask_svg": "<svg viewBox=\"0 0 264 264\" xmlns=\"http://www.w3.org/2000/svg\"><path fill=\"white\" fill-rule=\"evenodd\" d=\"M16 1V2H15ZM15 1H10V2H12V3H10V2H8L7 0L5 1L4 0V3L1 5V8H0V11H2L3 10V12L5 13V17L4 18H0V19H2V20H0V46H3V45H8L9 43H11V45L12 44H14V42L15 43H17V45L19 44V45H21L20 43H22V45H24L26 48L28 47V44L30 45V43L32 44H35L34 42H36V44L38 45V48H44V49H46V50H44V49H42V51H46L47 53H49V52H55L56 50H59L60 49V47H58V45H57V40H59L60 39V37H62L63 39H66L67 38V40H73V43H74V45H76V46H79V42L77 43V41H76V39L77 40H82V39H85V41L86 42H92V45H94V46H92L91 44V48L92 47H95V48H92V49H98V50H95L94 52H92V53H95V54H92L91 53V55H93L92 57H88V55H85L84 56V54H82V57L81 58H83V56L86 58V57H88L89 58V60H88V58H87V61H90V60H92V61H90V62H87L86 60V62L85 61H83L84 62V64L85 65H87L88 63H93V61L95 62L96 61V58H100L101 56V58H104V57H107V54L106 55H101V53L99 52V49H100V51L102 50V48H103V50L101 51L102 53H107L108 51H109V49L107 50V48H110V47H108V46H112L113 44H112V41H113V43L115 44L116 42L113 40V39H111L112 38V36L109 34V31L107 30V28L110 30V28L111 27H118L119 28V26L122 24V23H119L118 24V22H123V19L119 16V14H118V16H117V13L118 12H124V11H127V10H115V9H112L113 8V6L111 5V7L109 6L110 4H107V2L105 3L104 2V0H97V1H99L98 3L99 4H106L104 7L105 8H107L106 10H105V12H109V13H111V15L113 16L112 18H111V20L112 19H114L113 20V22L115 21L117 24H112V23H109V22H111V21H109V22H106L105 23V21H104V19L103 18H97L96 17V19L95 18H91V20H86L88 17L86 16V14H83L82 13V11L85 13V11L83 10V9H80V11L78 10V9H76V7H77V5L75 6L74 4H69V2H65V4H64V2H62V1H65V0H51V2L52 3H50L49 4V0H43V2H42V4H40V2H39V4H38V1L36 0V2H35V0H15ZM54 1H56L55 3H54ZM58 1H60V3L58 2ZM96 1V0H95ZM96 1V2H97ZM115 2H116V0H114ZM118 2H119V0H117ZM123 1V0H122ZM133 1V2H132ZM132 1H130V0H128V2L129 3H135V5H137V6H135L134 5V7L135 8H140L141 6H142V9H140V10H128V12H130V13H138L139 14V12L140 13H142V11H143V13H144V16L143 17H136V16H132L130 19H128L130 22H132L131 24H137L138 25V27H144L145 29H149L150 28V26L152 25V26H154V24L156 25L155 26V28L158 26V28L157 29H155V31L156 32H160V33H162V34H160L161 35V37L163 38V40L164 39H168V40H164V41H168V43L169 44H171L172 45V47L171 48H169L168 47V43L166 44H163V47L161 48V51H160V53L161 54H159L158 55V57L156 58L157 60H154L153 59V61L152 62H149V64L148 65H146L145 66V68H144V66H143V68L137 73H131V72H129V71H127L126 69H122V65H120L121 66V68H118L117 66H119L118 64H120V61H121V59H120V57H119V59H120V61H118V60H116L117 61V63H116V61H115V64L117 65H114V66H116V68L120 71V72H122L121 74L123 75V77H125V76H127V77H125L123 80H118L117 82H118V84H117V82H116V78H113L112 79V77L111 78H106L105 77V79L104 78H102L101 80L102 81H104L105 83L107 82L108 83V85H107V83L105 84V83H103L101 80V82L99 83V84H102V85H99V86H102L103 87V90L102 91H104L105 93H102V95L100 94V95H96V99L94 100V102L91 104V107H89L88 106V108H87V106H79V107H81V108H79L78 107V109H74V107L73 106H71V107H69V109H67L69 112H71V115L73 116V117H71V118H73V119H70V120H68V122H66V123H63V124H59V123H56L57 125H55L56 126V128L55 127H53L54 128V130L55 131H53V135L54 136H52V134L50 133V135L48 136L47 134H45L44 136L43 135H39V134H36L35 132L36 131H34L33 130V128H32V131H31V128H30V126L29 125H27L26 127H27V129H26V127H24L25 128V130H24V128H20L19 129V133H18V131H13L12 133H11V135H12V139H14L13 137H15V138H17L18 136L20 137H18L17 139H19V140H17V142L19 141V143H20V145H21V143H22V145H23V143H24V145L22 146L21 145V147L19 146V153L21 152L22 153V151H23V149H24V147H25V151L26 152H24L23 151V156L21 155V153L19 154L18 152H14V154H12V156H11V158H10V161H9V163L11 162L12 164H10V165H13V163H14V165H13V169H11L10 171H9V174H8V172H6L7 174L6 175H8L7 177H5V179H8L9 178V180H6V183L7 184H5V183H3L2 184V186H0V189L2 190L1 191V197H0V204H5V206H6V208H8L9 209V214H10V218H11V220H13L14 219V223H12V221H11V223H12V228L14 229L13 231H15V230H17L16 232V234L14 233V239H15V241H16V244H17V247H19L21 250H20V252H19V249H18V253H20L21 254V256L23 255V258H25L26 260L25 261H22V264H31V261L32 262H34L33 264H36L37 262H38V260H39V262L37 263V264H42V263H44V262H41V260L42 261H44V258H43V255L42 254H40V252H39V250H38V246H37V244L36 245H34L33 243H34V237L33 236H31V235H33V233L37 230V228H38V225H39V220L37 221V222H35V223H31L34 219V217H35V215H36V217H38L39 215H42V214H44V215H42L41 217H43V216H50V218H52L53 220V222H54V224L56 223V226H57V229H59L60 228V230H62V233L60 234V230H59V232H58V230L56 229V226L53 224V222L51 221H49V216H48V218L46 219V218H44L43 217V219H45L47 222H49V223H52L53 224V227L56 229V231H55V229H54V231L53 232H56V233H54L53 234V236L54 235H57L56 236V238H55V236L53 237L52 235H50V239H52L54 242H55V240H57L56 241V243L58 244L59 242V244H61V237L63 236V234H64V237H69V239L70 240H66V242H68V244H69V246H70V243L72 242V240L74 241V242H72V245H75L76 247H78L77 249H79L80 248V246H82V248H83V250H85V249H87L86 251L87 252H91V253H96V254H98V253H102L104 250H106L107 251V249H108V251H109V249H110V244L108 243V244H106L107 242L101 237L102 236V234L101 233H99L98 234V232H100V229L102 228V221H101V224H100V221H98V220H101V218L100 217H102V210L101 211H99L100 209H99V205H100V203H101V201H104V204H108V205H111V207H112V210H114V213L117 215V212H119L118 213V218L116 217V219L114 218V223H116V224H114L113 223V226L111 227V228H114V225H115V228H114V230H112V231H115V230H117L116 231V233H118V235H120L122 238H123V240H124V243L126 244V242L128 243L127 245H125L126 246V248H125V250L127 249V246H129V245H131V246H129L128 247V249L129 248H131L132 247V243L133 242H130V240H128V238H131V236H133L134 235V233H135V229L137 230V229H139L140 228V226L143 224V225H145L146 227L149 225V223H151V221H153L151 218H150V216H152L151 214L153 213V214H155L152 218L154 219V221L156 222H153V224L155 225V227H154V225H153V227H152V225H151V227L152 228H154L153 230L150 228V226H148L151 230H152V232H156L157 234H154V236L152 237L151 236V241H152V243H151V241H150V243H151V248L149 247L150 245V243L147 245V247L146 248H150V251H149V248H148V252L146 251V253H148V255L145 253V249H144V251H142V252H144L143 254H145V255H142L141 256V254L139 255V256H141V257H139V256H137L140 252H141V248H139V247H136V246H139V244H137V242H135L134 244H133V247H132V251L133 250H135V251H133V252H135V255L137 256V261H139V260H141L140 261V264H147L151 259H154V257L155 256H151V254H152V250H153V253L155 254V253H157V252H160L159 254L157 253L156 255V257L155 258H159V259H155V262H152L153 264H158L157 262L161 259H164L163 261H164V263L165 264H167L168 262H170V260H171V262H173L174 263V261H176L177 260V255L179 256V255H181V254H185V257L186 256H188L189 254L191 255L192 254V252H193V250H194V254H195V257L197 256V259L199 258V250L201 249L199 246V248L197 247V245H196V247L194 246L195 244H199V245H202V243H203V241H205V240H203L202 238H201V240H199L200 239V236L201 237H204V234H201V233H204L203 231H205V230H200L201 228H203V226L201 227V225H200V227L201 228H199V227H197V226H199V225H196L193 221H195V222H197V220H201V218L202 219H206L207 220V222H206V220L204 221L203 220V222H204V224H211L210 226H211V228L213 229V231L215 232V236H218V237H220V238H222L221 240H225L226 238L225 237H230L231 236V234H233L232 232H234V228L235 227H237L238 229H239V225L238 224H240L241 222H243L242 220H241V218H237V220H235L234 222H233V224L231 225H229L230 227L232 226V228L233 229H229L230 231H231V233L228 231V229H227V231H226V229L225 228H223V222H224V220H225V218L228 216V215H226V217L224 216V218H223V216L221 217L220 216V218H218L219 220L220 219H222L219 223L217 222H213L212 220H211V218H215V216H213L212 214H214V212H212L211 211V208L210 209H208V208H206V211L207 210H210V211H208V212H206L205 211V209H204V216L201 214V213H199L200 212V210L198 211L197 209L199 208V203H198V201H197V194L195 195V193L197 192L198 193V191H195L194 192V196H191V198L192 197H194V199L192 198V200H191V198H189L188 197V200H187V202H189V203H187V205H184V204H186V199H184V201H185V203L183 204V200H181V199H183V198H181L182 196L184 197V195L181 193L180 194V201H182V202H180L179 200H177V199H173V197H175V195H176V193H178L177 195L179 196V192H174V190L175 189H171V190H168L167 189V191L169 192V193H171V191H173V193L171 194V196H172V198H171V196H170V198L168 199L167 198V195L169 194L168 192H167V195H165V191H166V189L164 188V195L166 196V202H167V200H168V202L170 201V205H169V207L171 206L172 207V204L174 205L173 207L176 209V208H178V209H176V211H182V209H183V211H184V213H182L181 212V215H182V218H180V220H178V218L179 217H181V215H180V212H177V214L175 215V217L177 216H179L177 219L174 217V221L172 220V222L170 221L169 223H168V225H170V226H168L167 225V222L164 224V223H159V224H161V225H164L165 227H163L162 228V226L161 225H159L158 224V221L160 222V220H158V212L163 208H168L167 206H168V204H166L165 203V199H164V197L162 196V195H160V193H162L163 194V191L161 192V190L163 189V185H161V184H163V180H159L161 177H159V179H158V177L157 178H155V180L157 181V183H159L158 181H163V182H160L159 183V185L161 186L160 188H162V189H158L155 185H157V183L154 181H152V183H150L151 181H149L150 180V178H146V180L147 181H145V183H144V179L145 178H140V180H139V178H138V180L140 181H137L138 183H140L141 185H140V189H139V185H138V183H136V181H133V180H135L134 178L131 180L130 178L128 179V178H123L121 181H119V183H121L120 185L118 184V183H115L113 180H111L112 178H110V177H104L103 176V172H104V168L102 167V165H101V163H99L98 162V160H97V156H99V154H98V152H97V150L94 148L95 147V145L93 144V141H91L92 139L90 138V139H88V137H89V131H88V128H86V129H84L83 131H84V135L82 134V132H80V134H79V132L76 134L75 133V131L76 130H78L79 128H81V126L82 127H84V125L86 124V122L89 120V118H90V111L89 110H92L93 111V109L94 110H96L97 111V109L99 108V109H101V108H106V107H108V106H110V104H112L113 103V101H115V99L117 98H120V97H122V95H125V93L127 94L128 92H126L127 90H129V89H133V88H135L136 86H140L142 83L144 84L145 83V81L147 80H145V79H143V78H140V79H137L138 78V76L140 75L141 77L142 76H144V75H146V74H148V75H150V79H153V81H156L155 79H157V81L156 82H159V81H161V79L160 80H158V78L160 77L159 75L157 76V78H153V77H155L157 74H158V72L159 71H162V69L164 70H166V71H164V72H168V73H165V74H167L165 77V81L168 83V89H169V92H170V95L172 96V98L173 99H175L174 100V102H173V100L171 101V102H173V103H171V105H170V103H169V106L171 107V106H173L172 104H174L175 105V101H176V104L177 103H180V101H179V99L182 101L185 97L186 98H188V97H190L189 95L191 94L190 92V86H187L186 84H185V86H183V85H181L182 83L181 82H177V81H181V80H179V79H177L176 80V77L174 78V77H172L171 76V74L172 73H170L171 71L170 70H168L169 68H166L167 67V65L169 66V63H170V58L172 57V55L173 54H176V56L175 57H179L180 55H179V53L178 52H181L182 51V57L184 58H182V57H180L179 59L181 60V58H182V61H183V63H184V65L185 64H187V65H185V68L184 69H186L185 71L187 72V74L189 73V75L191 76V74L192 75H194V78H193V76H192V80H196V83H197V81H198V83H200V81L204 78L205 79V77H207L206 76V74L208 75V72H209V74L210 73H212V74H210L209 76H208V79L210 80H208V79H205L207 82H209V84H207L206 83V86L209 88V86L210 85H212L213 83H214V81H215V83H217L219 86H220V84H221V88H219V87H217V84H213V85H216V89L218 88L219 89V92H221V91H223V90H221V89H223V76L221 75V72H223V71H221L220 72V74H219V76L220 77H218L217 76V72H216V70L218 69V68H215L214 67V65L212 66V63L211 62H208L207 64L208 65H206L208 68V70H210V71H208V70H206V71H208V72H206L205 70L203 71V70H201L202 72H206L205 73V77L203 76V74L201 73V71H200V75H202L201 77L199 76V75H197L199 72H197L198 70H196V67L194 68H192V65H190L189 64V60H192V59H190V57L189 56H187V58L189 57V62H187L186 61V54L188 55L189 53H187V50H186V48L185 47H187L186 45H188V43H191L192 42V36H193V33L194 34H197V35H201L202 33H203V35H212L213 33L211 32L212 31V25L211 24H213V21H214V19L216 18V16L214 15V16H212L211 18H208L209 17V15L211 16L213 13L215 14V12L217 13V14H220V13H222V11H223V7L225 8L226 6H228V5H230V3H231V1L232 0H186V5H185V7L183 6V8H180L179 9V14L181 13L182 14V18L180 19V21H178V22H176L175 24H174V26L173 27H169V30H166V29H168V26L167 27H165L166 26V22H167V18L164 16H162L163 14H164V11H165V13H166V11L167 10H163V7L164 8H166L167 6H164L161 2H156L155 0H151V2L149 1V0H144L143 2H142V5L141 4H137L136 3V1L135 0H132ZM150 2V3H152V4H156V6L155 5H152V6H145L146 5V2ZM155 1V2H154ZM195 1H199V3H200V6L201 7H203L202 5H205L204 7H206V6H208V7H213L212 8V10L210 9V12L206 15V17L204 18V21H203V18H201L202 19V21L200 20V21H197V20H194L192 23H191V25L189 26L188 24H187V22H185L184 20H183V18H185V16H188L190 13H189V11H190V7L189 6H191V4L193 3V2H195ZM225 2V4H224V2ZM226 1H227V3H226ZM9 4H8V3ZM45 2H47L46 4H45ZM61 2L63 3V4H61ZM101 2V3H100ZM59 3V4H58ZM126 3V2H125ZM191 3V4H190ZM223 3V4H222ZM44 4V5H43ZM61 4V5H60ZM66 4L68 5L67 6V10H68V13L70 12L71 14H70V16H69V14H68V17L69 18H67V13H66ZM143 4H144V7H146V9H144V7H143ZM10 5H12V6H10ZM17 7H16V6ZM224 5V6H223ZM14 6V7H13ZM44 6H45V8L46 9H44ZM59 6H64V7H59ZM74 6V7H73ZM107 6V7H106ZM131 7H133L132 5H130ZM129 6V7H130ZM188 6V7H187ZM48 7V8H47ZM56 7V8H55ZM72 7V8H71ZM108 7H110V9L108 8ZM148 7V8H147ZM154 7V8H153ZM33 8V9H32ZM53 8V9H52ZM75 8V9H74ZM150 8H152V9H155L156 8V11L155 10H151ZM185 8V9H184ZM218 8V9H217ZM51 9V10H50ZM148 9V10H147ZM187 9V10H186ZM23 10V11H22ZM64 10H66V11H64ZM73 10V11H72ZM79 11V12H78ZM234 16H235V14H237L235 17L237 18L238 17V19H240V12H237L238 10L237 9H234ZM11 12V13H10ZM34 12V13H33ZM63 12L64 13H66V14H63ZM80 12H81V16H80ZM94 12H96V11H94ZM186 14H185V13ZM33 13V14H32ZM48 13H51V15L49 14L48 15ZM77 13H79V14H77ZM158 14V15H156V16H154L155 14ZM159 13H160V15H159ZM11 14V15H10ZM26 14V15H25ZM53 14H55V15H53ZM75 14H77L76 16H78V17H76V18H72L73 17V15ZM113 14H116V16L117 17H115V15H113ZM145 14H146V16H145ZM154 14V15H153ZM6 15L8 16L7 18H6ZM13 15V16H12ZM23 15V16H22ZM65 15H66V17H65ZM183 15H185V16H183ZM0 16H1V14H0ZM61 16V17H60ZM64 16V17H63ZM72 16V17H71ZM80 16V17H79ZM83 16V17H82ZM86 18H85V17ZM138 16V15H137ZM15 17V18H14ZM133 17H135V18H133ZM162 17H163V19H162ZM63 18H64V21H63ZM83 18V19H82ZM122 20H121V19ZM157 18H160V20L159 19H157ZM4 19V20H3ZM71 19V20H70ZM72 19H73V21H72ZM90 19V18H89ZM101 19V20H100ZM143 19V20H142ZM207 19V20H206ZM208 19H212L211 21H209ZM70 20V21H69ZM140 20V21H139ZM69 21V22H68ZM72 21V22H71ZM135 21V22H134ZM156 21H159V22H156ZM66 22V23H65ZM99 22H101L100 24H99ZM137 22V23H136ZM47 23H49V24H47ZM57 23V24H56ZM71 24V26L74 24L75 25V28H72V27H70L69 26V24ZM73 23V24H72ZM85 25H84V24ZM95 23V24H94ZM103 23V25H101ZM166 23V24H165ZM183 23V24H182ZM199 23V24H198ZM47 24V25H46ZM51 24V25H50ZM108 24H110V26L108 25ZM111 24L113 25V26H111ZM149 24H151V25H149ZM164 24H165V26H164ZM196 24V25H195ZM43 25V27L46 25V27L48 28V30H47V28L46 29H44L43 27H41ZM49 25V26H48ZM53 25V26H52ZM58 25V26H57ZM73 25V26H74ZM79 26V25H83L82 27H87V29H91L92 31H89V30H87V29H80L79 27H77V26ZM86 25H88V26H86ZM91 25V26H90ZM92 25H93V27L95 26V28H93L92 27ZM106 25H108L107 26V28L105 29V27H106ZM117 25V26H116ZM134 25V26H135ZM136 25V26H137ZM141 25H144V26H141ZM148 25H149V27H148ZM195 25V26H194ZM52 26V30L50 29V27ZM90 26V27H89ZM103 26H104V28H103ZM133 25H131V28H129V30H130V32H134V33H130V32H126V30H128V28L125 30V32L127 33V34H130V35H127V34H125V32H123V31H121V29L119 28L118 30H120L121 31V34L119 33V31L118 30H116V28L114 29V30H116L117 31V33H119V35L121 36L122 35V37L123 38H126V37H129L130 36V38L131 39H133L132 37L133 36H135L136 34H137V31L138 32H145V34H147V36H148V34L150 33V34H152L151 32H147L144 28H137V30H136V28L134 27ZM164 26V27H163ZM199 26V27H198ZM205 26V27H204ZM39 27H41V28H39ZM55 27V28H54ZM57 27V28H56ZM89 27V28H88ZM110 27V28H109ZM130 27V26H129ZM190 27V28H189ZM195 27H196V29H195ZM208 27H210L211 28V31H210V28H208ZM59 28H60V30H59ZM170 28H171V30H170ZM189 28V29H188ZM192 28H194L192 31H191V29ZM199 28V29H198ZM200 28H202V29H200ZM71 29H73V30H71ZM75 29H76V31H75ZM96 29V30H95ZM99 29H100V32H99ZM142 29V30H141ZM144 29V30H143ZM164 29L167 31H164ZM46 30V31H45ZM59 32H58V31ZM108 32V36H107V33H106V31ZM128 30V31H129ZM132 30V31H131ZM136 30V31H135ZM195 30H197V31H195ZM202 30V33L200 32ZM206 30V31H205ZM54 33H53V32ZM61 31V32H60ZM63 31V32H62ZM103 31V32H102ZM105 31V32H104ZM155 31L153 32V35L155 36V35H157L156 33H155ZM40 32V33H39ZM43 32V33H42ZM49 32H50V34H49ZM58 32V33H57ZM86 32V33H85ZM94 32V33H93ZM97 32H99V33H97ZM123 32V33H122ZM147 32V33H146ZM182 32V33H181ZM198 32H200V33H198ZM205 32V33H204ZM209 32V34H207ZM51 33H53V34H51ZM77 33V34H76ZM81 33V34H80ZM93 33V34H92ZM103 33H104V36H103ZM106 33V34H105ZM143 33H138L137 34V36L139 35L140 37H142V38H144L145 37V39H146V35L144 36V35H141V34H143ZM192 33V34H191ZM30 34V35H29ZM58 34H59V36H58ZM96 34L98 35V37L97 38H99L98 40H99V43H101L100 44V46H98V40H97V38H96ZM135 34V35H134ZM216 34V35H215ZM215 34H213V35H215V37L217 38V39H219V37H220V39H222L223 38V34H222V32H218V33H216L215 32ZM220 34H221V36H220ZM257 35H258V39H260L259 37H261L260 36V34L259 33H256ZM255 34V35H256ZM29 35V36H28ZM50 35H51V38L52 37H55V36H57V42L56 41H54L55 40V38H52V40H51V38H50ZM88 35V36H87ZM99 35H101L102 37H104V38H102L101 36V38L99 37ZM127 35V36H126ZM133 35V36H132ZM165 35V36H164ZM184 35V36H183ZM187 37H186V36ZM256 35V36H257ZM49 36V37H48ZM80 36V37H79ZM90 36V37H89ZM126 36V37H125ZM150 36V35H149ZM149 36L147 37L148 39H150L149 38ZM152 36V35H151ZM150 36V37H151ZM42 37V38H41ZM69 37V38H68ZM81 37H82V39H81ZM84 37V38H83ZM93 37V38H92ZM95 37V38H94ZM108 37V38H107ZM110 37V38H109ZM179 37V38H178ZM186 37V38H185ZM190 37H192V38H190ZM48 38H50V39H48ZM60 39V40H62L63 41V39ZM80 38V39H79ZM88 38V39H87ZM105 38H106V40L108 39H110L109 41H110V43H111V45H110V43H109V45H108V43H107V41L105 40ZM121 38V37H120ZM123 38H121V39H123ZM129 38V39H130ZM262 38V37H261ZM28 39H30V40H32V41H34V42H32V41H30V40H28ZM54 39V40H53ZM91 39H92V41H91ZM128 39V40H129ZM147 39V40H148ZM184 39H185V41H184ZM72 40H71V43H72ZM97 40V41H96ZM103 40V41H102ZM127 40V39H126ZM127 40V41H128ZM171 41V43H170V41ZM28 41V42H27ZM52 41V42H51ZM172 41H173V44H172ZM184 41V42H183ZM13 42V43H12ZM70 42V41H69ZM8 43V44H7ZM56 43V44H55ZM77 43V44H76ZM105 43H107L106 45H105ZM187 43V44H186ZM210 43V45L208 44L207 46V48H209V49H207L208 50V53H209V55L210 56H212L213 54H217L218 56L220 55L221 56V54H218V53H223L222 51H223V45H222V43H221V45L219 46V44H217L218 45V47H221L222 48V51L221 50H217L218 48H215V47H217V45L216 46H214L213 47V45H214V43H211V42H209ZM184 44V45H183ZM216 44V43H215ZM10 45V44H9ZM96 45V46H95ZM54 46V47H53ZM105 46H106V51H105ZM56 47H57V49H56ZM185 48V49H184ZM55 49V50H54ZM182 49V50H181ZM47 50H50L49 52L47 51ZM54 50V51H53ZM179 50H181V51H179ZM216 52H215V51ZM93 51V50H92ZM105 51V52H104ZM210 51V52H209ZM221 51V52H220ZM96 52H97V54H96ZM184 52V53H183ZM186 52V53H185ZM178 54V55H177ZM181 54V53H180ZM213 55V56H217V55ZM91 55H89V56H91ZM149 55V54H148ZM184 55V56H183ZM223 55V54H222ZM81 56V55H80ZM99 56V57H98ZM104 56V57H103ZM95 57V58H94ZM149 57H153V55L151 54V56H149ZM167 57V58H166ZM177 57V58H178ZM92 58V59H91ZM94 58V59H93ZM159 58V59H158ZM196 58H199V60H196ZM194 60V59H193ZM195 60L197 61H195V63H197L196 64V66L198 65V69L200 70L201 68H199V67H201V66H199L200 64V62L202 61V60H200V57L198 56V57H195ZM199 61V62H198ZM83 62H82V66H84L83 65ZM187 62V63H186ZM192 62H194V61H191L190 63H192ZM166 63H167V65H166ZM194 63V64H195ZM209 63H211V65L209 64ZM188 64H189V66H188ZM80 65H81V63H80ZM165 65V66H164ZM183 65V66H184ZM119 66V67H120ZM195 66V65H194ZM212 66V67H211ZM164 67V68H163ZM191 67V68H190ZM213 67H214V69H213ZM124 68V67H123ZM189 68V69H188ZM212 68V69H211ZM191 69V70H190ZM216 69V70H215ZM123 70V71H122ZM125 70H126V72H125ZM168 70V71H167ZM211 70H212V72H211ZM153 72V73H152ZM216 72V73H215ZM218 72H219V70H218ZM128 75H127V74ZM153 75H152V74ZM170 73V74H169ZM191 73V74H190ZM195 73H197V74H195ZM124 74H126V75H124ZM132 74V75H131ZM32 75H33V77H32ZM39 74H37V76H38ZM188 75V76H189ZM31 77H29V79L31 78L33 81H35L36 82V79H35V73L32 71V73H31V75H30ZM129 76H131V78L129 77ZM139 76V77H140ZM172 78H171V77ZM189 76V77H190ZM196 76V77H195ZM198 76L200 77V81H199V79H198ZM39 77V76H38ZM37 77V78H38ZM40 77H41V75H40ZM136 77V78H135ZM127 78V79H126ZM161 78V77H160ZM212 78V79H211ZM216 78V79H215ZM221 78V79H220ZM30 79V80H31ZM106 79H108V80H106ZM126 79V80H125ZM132 79H134L133 81H132ZM137 79V80H136ZM203 79V80H204ZM215 79V80H214ZM29 81V82H32V83H35V82H33V81ZM106 80V81H105ZM170 80V81H169ZM174 80V81H173ZM176 80V81H175ZM201 81L202 83H204L205 81ZM114 83H113V82ZM124 81V82H123ZM110 82H111V84H110ZM129 82V83H128ZM132 82V83H131ZM174 82V83H173ZM127 83V84H126ZM184 83V82H183ZM186 83V82H185ZM191 83V82H190ZM112 84H114V86L112 85ZM124 84H126V85H124ZM131 84V85H130ZM213 85H212V88L215 90V86L213 87ZM106 86V87H105ZM119 86V87H118ZM120 86H121V88H120ZM129 86V87H128ZM105 87V88H104ZM186 87V91H185V88ZM46 87H40L39 89H45ZM115 88V89H114ZM119 88V89H118ZM128 88V89H127ZM125 89V90H124ZM127 89V90H126ZM213 89H211V87H210V91L207 89L206 91H204V93H206L207 91H209V93L208 94H206V99H205V94L202 92V96L204 97L203 99H202V103L204 104V108H205V106H207L205 109H204V113L202 112L201 113V115L203 114L205 117L206 116H208V118L206 117V121H207V124L209 125V127H211V125H210V122H211V124H212V126L214 125V123H216V121L218 120L219 121V119H215V117H210V113H211V109L209 108L210 107V104L209 103H211V102H219V103H221V102H223V93L221 94V93H219L218 94V89H217V91L215 90L214 92H212V90ZM124 90V91H123ZM188 90L190 91L189 92V95H188V97H187V94H188ZM221 90V91H220ZM121 91V92H120ZM187 92V93H186ZM42 94H44V93H42ZM149 94H150V92H149V90L146 92V94L144 95V97H146V96H149ZM180 94H181V96H180ZM209 94H211V99L209 98L210 96H209ZM214 94H216L217 96H214ZM22 95V97L24 98L25 96H26V94H21ZM21 95H20V97H21ZM45 95V94H44ZM47 95V94H46ZM46 95L44 96L45 98H46ZM119 95H121L120 97H119ZM39 96H41V98L39 97ZM43 95H41V94H38V97H39V99H44L43 97H42ZM108 96V97H107ZM112 96V97H111ZM207 96H208V98H207ZM212 96H214V97H212ZM218 96H220V97H218ZM222 96V97H221ZM21 97V98H22ZM48 98V97H47ZM185 98V99H186ZM37 99V98H36ZM99 99V100H98ZM177 99H178V101H177ZM184 99V100H185ZM211 100V102L210 101H208V100ZM216 99H218V101H216ZM45 100V99H44ZM204 100V101H203ZM96 101H98V102H96ZM206 101H208L209 103L207 104V102ZM24 103H27V102H22V104H24ZM99 105H98V104ZM101 103V104H100ZM21 104V105H22ZM94 104V105H93ZM103 104V105H102ZM207 104V105H206ZM21 105H20V107H21ZM25 105V104H24ZM28 105V104H27ZM27 105H25L26 107H27ZM39 106H38V109L40 108H42V110L43 111H40V110H38V111H40V112H44V113H46V114H48V113H53V112H57L56 110L57 109H54L53 107L51 108V107H49L50 108V110H48L49 108L47 107V108H44L45 106L44 105H42V107L40 106V104H38ZM90 105V104H89ZM220 105H223V103H221ZM23 106V105H22ZM78 106V105H77ZM77 106H76V108H77ZM94 106V107H93ZM95 106H96V109H95ZM99 106V107H98ZM130 106H131V104H130ZM130 106H126V107H124V106H122V113L123 114H128L129 112L131 113H133V112H135V110H134V108L132 107H130ZM73 107V108H72ZM130 107V108H129ZM25 107H22V109H24ZM123 108H124V110H123ZM126 108V109H125ZM223 108V106L221 107V109ZM21 109V108H20ZM48 111H50V112H48ZM52 109H54L53 111H52ZM207 109H208V111H207ZM220 109V112H219V114H222L223 112H222V110ZM37 110V109H36ZM76 110V111H75ZM85 110H86V112H88V113H86L85 112ZM52 111V112H51ZM83 111V112H82ZM80 112V113H79ZM206 112V113H205ZM210 112V113H209ZM208 113V114H207ZM69 115H70V113H69ZM86 116V117H85ZM222 116V115H221ZM75 117V118H74ZM110 119V118H109ZM79 121V123H78V121ZM215 122H214V121ZM72 121V122H71ZM71 122V123H70ZM77 122V123H76ZM209 122V123H208ZM112 122H110V124H111ZM60 126H59V125ZM67 125V126H65V125ZM78 124V125H77ZM54 125H52V126H54ZM62 125V126H61ZM57 126H58V128H57ZM69 127V128H68ZM28 129H30V131L28 130ZM57 129V130H56ZM34 131V132H33ZM88 131V132H87ZM31 134H30V133ZM55 132V133H54ZM65 132V133H64ZM13 133H15V134H13ZM16 133H18L17 135H16ZM23 133L26 135V134H28L27 136H25V138L24 137H22L21 135H23ZM86 133V134H85ZM109 133H111L110 134V136L108 137V139H107V144H109L108 146L112 149V147H114L113 149H112V151H111V153H114V154H112L113 155V157H115V160H116V165L117 164H119V165H117L118 166V172L119 173H121V174H123L122 176H126L125 174H129V172L128 173H126V169L123 171V169L126 167V166H129V167H133V166H130L131 164H133V163H131V164H127V159H125L126 158V152H125V150L123 149V146H122V144H120V141H118L119 139H118V137H116V135H115V133L113 134V130L112 131H110ZM21 134V135H20ZM36 134V135H35ZM62 134V135H61ZM72 134H76V140L75 141H77L78 139V144L79 145H76V147L74 148V150H76L77 151V146H81L80 147V149H78V152H75V151H73L72 153H74V155L76 156H74V157H72L71 156V158H70V156L68 157H66V154L64 153V152H67V151H65V150H67V149H65V147L67 148V146L65 145V144H63L64 143V141H66V139H68V137H70V135H72ZM29 135H31V136H29ZM33 135V136H32ZM59 135H61V136H59ZM115 135V136H114ZM36 136H38V137H36ZM40 136H42V138L40 137ZM59 136V137H58ZM68 136V137H67ZM75 136V135H74ZM29 137H30V139L32 140V141H30L29 140ZM47 137H48V139H47ZM55 137V138H54ZM85 137V138H84ZM86 137H87V140H86ZM27 138H28V141H27ZM81 138V139H80ZM84 138V139H83ZM12 139H10L9 137H8V140H12ZM21 139H22V141H27V142H20L21 141ZM24 139V140H23ZM33 139H35V140H33ZM40 139V140H39ZM64 139V140H63ZM15 140V139H14ZM42 140V141H41ZM44 140V141H43ZM62 140V141H61ZM81 140H84L85 142H83L82 141V143H79V141L81 142ZM31 143H30V142ZM48 141V142H47ZM91 141V142H90ZM34 142V143H33ZM58 142V143H57ZM63 142V143H62ZM90 142V143H89ZM25 143H26V146L28 147V148H26V146H25ZM54 143V144H53ZM76 143V144H77ZM85 143V144H84ZM30 144V145H32V146H28V145ZM38 144H42V145H38ZM47 144V145H46ZM53 144V145H52ZM113 146H112V145ZM34 145H35V147H34ZM55 145V146H54ZM60 145V146H59ZM42 146V147H41ZM63 146V147H62ZM83 146V147H82ZM121 146V147H120ZM23 147V148H22ZM30 147V148H29ZM78 147V148H79ZM22 150H21V149ZM36 150H35V149ZM82 148L84 149V150H82ZM121 148V149H120ZM27 149V150H26ZM30 149V150H29ZM65 149V150H64ZM87 151H86V150ZM21 150V151H20ZM31 150H32V152H31ZM57 150V151H56ZM82 152V153H80V151ZM28 151V152H27ZM120 151V152H119ZM232 151H236V149L234 150V149H232ZM63 152V154H61ZM86 152V153H85ZM97 152V153H96ZM125 152V153H124ZM34 153V154H33ZM55 153V155H53ZM57 153V154H56ZM84 153V154H83ZM117 153V154H116ZM17 154H19L18 156H17ZM25 154V155H24ZM30 154V155H29ZM46 154V155H45ZM87 154H89V155H91L90 157L92 158V156H93V158L92 159H90V160H93L92 162L93 163H91L90 162V160L89 161H87L88 160V157H89V155L87 156V159L85 158V156L87 155ZM63 155V156H62ZM119 155V156H118ZM40 156V157H39ZM44 156V157H43ZM49 156V157H48ZM55 156V157H54ZM61 156V157H60ZM14 157H16V158H14ZM22 157V158H21ZM54 157V158H53ZM60 157V158H59ZM97 157V158H96ZM223 157H225V156H223ZM68 158H69V160H68ZM83 158H85V159H83ZM121 160H120V159ZM27 159V160H26ZM45 159V160H44ZM75 159L76 160H78V163H77V161H75ZM79 159H81V160H79ZM224 159V158H223ZM18 160V161H17ZM120 160V161H119ZM68 161H70V162H68ZM71 161L72 162H74V163H71ZM79 161H81L80 163H79ZM86 161H87V163H86ZM96 161V162H95ZM130 161V160H129ZM128 161V162H129ZM225 163L227 162V164H224V167H223V170L225 169V171L224 172H226V170L228 169V168H230V169H232L234 166H236V160H235V163H234V160L233 159H230V158H228L227 156H226V158H225ZM169 161H166V162H164V164L166 165L165 167H166V169L163 167V170L165 169V171L166 170H168V168L170 167L171 169L173 168V164H171V161H170V163H168ZM233 162V163H232ZM242 162V161H241ZM16 163V164H15ZM31 163V164H30ZM90 163V164H89ZM159 163V162H158ZM160 163H161V165H160ZM159 163V166H158V168L159 167H161L162 168V165L164 166V164L162 163V162H160ZM247 163V161L246 162H243L242 163V167H244V168H247L248 169V173L249 174H251V175H255V174H260V175H263L264 174V163L263 164H261L262 165V167H261V165L260 164H258L257 165V163L255 164V165H257V166H252L253 165V163H251V162H249L248 164H246ZM7 164V163H6ZM6 164L5 163H2L1 165H2V168L4 167V165H5V167H6ZM18 164H19V166H18ZM23 164V165H22ZM76 164V165H75ZM86 164V165H85ZM98 164H100V165H98ZM122 164V165H121ZM232 164H234L233 166H232ZM241 163H239L238 164V162H237V165L239 166ZM0 165V166H1ZM84 165V166H83ZM88 165V166H87ZM91 165V166H90ZM169 165H171V166H169ZM228 165H230V167L228 166ZM249 165H251V166H249ZM16 166H18V168L16 167ZM38 166V167H37ZM43 166V167H42ZM80 166V167H79ZM125 166V167H124ZM186 166H187V169H186V171L187 170H189L190 169V164L188 165V164H186V165H184L183 167L184 168H186ZM225 166H227L226 168H225ZM249 166V167H248ZM260 166V167H259ZM72 167V168H71ZM84 167V168H83ZM124 167V168H123ZM259 167V168H258ZM35 168H36V170H35ZM79 169V171H78V169ZM96 168V169H95ZM120 168V169H119ZM121 168H122V171H121ZM170 168H169V170H168V172L170 173ZM256 168H257V170H256ZM3 169H5V168H3ZM17 171H16V170ZM99 169V170H98ZM255 169V170H254ZM14 172H13V171ZM34 170H35V172H34ZM89 170V171H88ZM91 170V171H90ZM92 170H93V173H92ZM95 170V171H94ZM102 170V171H101ZM173 170V169H172ZM184 170V169H183ZM182 170V171H183ZM253 170V171H252ZM260 170V171H259ZM36 171L37 172H39V173H36ZM40 171H41V173H40ZM87 171V172H86ZM183 175L182 176H186V174L184 173L185 172V170L182 172L181 171V169L179 170ZM250 171H252L251 173H250ZM256 171H257V173H256ZM261 171H263V172H261ZM12 172H13V174H12ZM32 172V173H31ZM167 172V171H166ZM167 172V173H168ZM253 172H254V174H253ZM27 173H29V175L27 174ZM100 173H102V174H100ZM125 173V174H124ZM27 174V175H26ZM58 174H59V176H58ZM185 174V175H184ZM10 175H12V176H10ZM24 175L27 177H25L24 179H23V177H24ZM61 175V176H60ZM65 175V176H64ZM102 175V176H101ZM30 176V177H29ZM100 176V177H99ZM248 176H250V175H248ZM247 176V177H248ZM264 176V175H263ZM0 178H2L1 176H0ZM29 178H32V179H29ZM59 180H58V179ZM76 178V179H75ZM103 178L104 179H106V180H103ZM168 179H170V180H168V179H166V177H164V180H165V182H166V180H167V182H166V184L168 183V184H170V181H171V178L170 177H167ZM189 179H190V181H192V183H196V182H199L198 184H200V186L196 183V185L197 186H199L201 189H203V190H205V188L208 186V184L209 185H214L215 183L217 184V186L219 185L220 186V184L222 183L221 182V180L220 179H218L217 180V182L214 180V179H212V180H210L209 178H206V180H205V178L203 179H201V177H197V178H199V179H197L196 177H194L193 178V176H189L188 177ZM192 178L195 180H192ZM29 179V180H28ZM57 179V180H56ZM210 181H209V180ZM11 180V181H10ZM25 180V181H24ZM76 180V181H75ZM86 182H85V181ZM109 181V183H108V181ZM131 180V181H130ZM141 180H142V182H141ZM152 180V179H151ZM202 180H203V184H202ZM205 180V181H204ZM214 180V181H213ZM220 180V181H219ZM5 180H3L2 181V179H1V182H4ZM27 181V182H26ZM44 181V182H43ZM189 180H186V183L184 184V185H188V186H190L192 183L190 182ZM206 181L208 182V183H206ZM213 181V182H212ZM0 182V183H1ZM47 182V183H46ZM131 182H134V183H136V184H134V183H132L131 185H130V183ZM165 182H164V186H165ZM211 182V183H210ZM245 183L247 182V181H244ZM244 182H242V184L243 185H240V187L239 188H237V190L238 191H235L236 192V195H234L235 194V192L233 193V197H234V199H236L237 197V199L234 201V203H233V198H232V203L231 204H233L232 206L235 208V209H233V207L232 206H230L229 208H232L230 211H228V214L229 215H231L232 213H233V211L235 210V211H237L238 210V207L239 208H241L242 207V205H244V207L245 208H243L242 207V209H240V210H242V211H238V212H242L241 214L243 215V213L245 212L244 210H246L247 212H245V213H248L249 212V214H245L246 215V217L248 218L249 216V218H248V221H246V222H244V223H247V222H251V223H253V224H255L256 226H255V228L256 227H258L260 224V226L258 227V229H261V228H264V218H263V220H261L262 218H261V215H260V213L259 212H257V214H256V211H254L256 208H259V210H260V206H262L261 205V201H260V197H259V195H260V193H261V190H262V188L261 189H259V188H257V187H259V186H255L254 184H245L244 185ZM20 183V184H19ZM25 183V184H24ZM43 183V184H42ZM45 183V184H44ZM59 183V184H58ZM142 183H144L145 184V186H146V188L145 189H149V192H148V190H147V192L145 191L144 192V187L142 186L143 184ZM155 183V184H154ZM214 183V184H213ZM218 183H220V184H218ZM23 185V186H20V185ZM95 184V187H93L92 185H94ZM134 184V185H133ZM153 184V185H152ZM206 184V185H205ZM216 184H215V186H216ZM7 185V186H6ZM14 185V186H13ZM32 185V186H31ZM59 185H60V187H62V188H60L59 187ZM97 185V186H96ZM115 185V186H114ZM119 185V186H118ZM138 185V186H137ZM222 185H223V183H222ZM221 185V186H222ZM249 185H251V186H249ZM50 186V187H49ZM91 186L93 187V189L95 188V190L93 191H91ZM149 186V187H148ZM152 186H155V189H156V191H155V189H154V187H152ZM243 186H244V188H243ZM246 186H248L247 188H246ZM19 187V188H18ZM26 187V188H25ZM40 187V188H39ZM52 187V188H51ZM53 187H54V189H53ZM109 187V188H108ZM115 187V188H114ZM138 187V188H137ZM141 187H143V188H141ZM199 187H197V188H199ZM257 189H256V188ZM47 188V189H46ZM57 188V189H56ZM58 188H60V189H58ZM97 188H99V189H97ZM150 188L152 189V190H154V192L156 193L155 194V196L156 195H158V199L156 200V197L153 195V193L151 192V190H150ZM244 190H243V189ZM248 188H249V190H248ZM7 189V190H6ZM11 189V190H10ZM16 189V190H15ZM20 189V190H19ZM41 189V190H40ZM50 189V190H49ZM105 189V191L107 190V192H104V191H102V190H104ZM119 189V190H118ZM125 189H127V190H125ZM133 189H135V190H137V191H134ZM241 189V190H240ZM6 190V191H5ZM45 190V191H44ZM62 190V191H61ZM65 190V191H64ZM98 190V191H97ZM109 190V191H108ZM118 190V191H117ZM140 190V191H139ZM157 190H160V192L159 191H157ZM252 190H254V191H252ZM4 191V192H3ZM15 191V192H14ZM28 191H31V192H29L28 193ZM34 191V192H33ZM91 191V192H90ZM97 191V192H96ZM126 191V192H125ZM242 191V192H241ZM245 191V192H244ZM249 191V192H248ZM252 191V192H251ZM257 191V192H256ZM7 192V193H6ZM38 192V193H37ZM50 192H52V193H50ZM99 192H101V193H99ZM131 192H132V195H131ZM139 192V193H138ZM152 193V195H151V193ZM238 192H240V194L238 193ZM254 192H256V194H253L252 195V193H254ZM260 192V193H259ZM13 193V194H12ZM17 193V194H16ZM61 195H63L64 193V195L63 196H61ZM91 193V194H90ZM138 193V195L136 196V194ZM148 193V195H150L149 197H150V199H149V197H148V195H145V194H147ZM150 193V194H149ZM159 193V194H158ZM238 193V194H237ZM250 194V196H249V194ZM2 194H3V196H2ZM42 194H43V196H42ZM47 194V195H46ZM54 194H55V197H54ZM133 194L135 195V199L138 197L139 199H141L142 197L143 198H145L146 196H147V198H145V200L147 201V203L145 202V200L142 198L141 200H140V202H139V199L137 200H135L134 199V197H133ZM141 194H142V197H141ZM244 194V195H243ZM246 194V195H245ZM12 195H14L13 197H12ZM20 195V196H19ZM41 195V196H40ZM60 195V196H59ZM91 195H92V197H91ZM125 195V196H124ZM131 196L130 198L128 197V196ZM161 196V198H162V200L164 199V201H162L161 200V198H160V196ZM170 195V194H169ZM176 195V196H177ZM238 195V196H237ZM239 195H240V197H239ZM243 195V196H242ZM248 195V196H247ZM255 195H256V197H255ZM12 197L13 199H15V201L16 200H18L17 202H15L14 201V203H13V199L11 198L10 199V197ZM17 196V197H16ZM109 196V197H108ZM112 196V197H111ZM113 196H114V198H113ZM116 196V197H115ZM127 196V197H126ZM154 196V197H153ZM177 196V197H178ZM196 196V197H195ZM202 196V195H201ZM236 196V197H235ZM245 196V197H244ZM252 196H254L253 198H252ZM258 196V197H257ZM15 197V198H14ZM20 197V198H19ZM111 197V198H110ZM141 197V198H140ZM177 197H175V198H177ZM185 197H187V196H185ZM206 197V196H205ZM242 197V198H241ZM244 197V198H243ZM246 197H248V198H246ZM17 198V199H16ZM20 200H19V199ZM25 198H27V200L24 199ZM94 198H96V202H98L97 204H98V207H97V205H96V202H95V199ZM107 198H109L110 199V201H109V199H107ZM115 198H118L119 200H117V199H115ZM128 198V199H127ZM131 198H133V200H131ZM155 200H154V199ZM5 199V200H4ZM23 199V200H22ZM90 199H91V201L93 200L94 202H95V205H94V202H93V211L94 210H96V211H92V216H94L96 219H97V221H93V218L94 217H92L90 214H91V212L89 211L88 212V210H90V207H88V206H90L91 205V201H90ZM100 199V200H99ZM103 199V200H102ZM112 199V200H111ZM116 200L117 202H115L116 204L118 203V205H116L114 202H113V200ZM152 199H153V201H155V203H158L160 200H161V204H165V206L166 207H163V205H162V207H158V206H160V205H158V204H160V203H158V204H156V205H158V206H156L155 205V203L154 202H150V201H152ZM160 199V200H159ZM189 199L192 201H189ZM204 199H207V198H204ZM204 199H202V200H204ZM240 199V200H239ZM245 200V202L248 204L249 202L251 203V205H253V206H251L250 205V203H249V205H247V204H245V202H244V200ZM247 199V200H246ZM255 199V200H254ZM257 199V200H256ZM28 200H30L31 201V203L30 202H28ZM109 201V202H111V204L108 202H105V201ZM129 200V204L131 203V205H128V202H126V201H128ZM150 200V201H149ZM174 200H176L175 202V204L173 203V202H171V201H174ZM194 200H196V201H194ZM253 200V201H252ZM23 201H24V204H23ZM28 203H27V202ZM125 201V202H124ZM145 202V204H144V206L145 207H143V208H145L146 210H147V208L149 209H151V207L149 206V204L152 206V207H154V205H155V208H154V211H153V208H152V211L149 209V211H145V209H143L142 208V204H141V202ZM237 201V202H236ZM238 201H240V203L238 204ZM241 201H243V202H241ZM256 201V202H255ZM19 202V203H18ZM58 202V203H57ZM89 202H90V204H89ZM132 202H139L140 203V205H139V203H132ZM148 202H149V204H148ZM195 202V203H194ZM258 202V203H257ZM15 203H16V205H15ZM19 204V206H18V204ZM30 203V204H29ZM37 205V208H35V207H33L35 204ZM46 203V204H45ZM57 203V204H56ZM103 203V202H102ZM178 203V204H177ZM182 204L183 206H182V209H179V208H181L180 206L178 207L177 205H179V204ZM193 203H194V205H193ZM30 205L29 207H31V204H32V208H33V210H31V209H29L28 208V206L27 205ZM40 204H42V205H40ZM112 204H114V207L112 206ZM138 205V207L137 206H135V205ZM147 204H148V206H147ZM180 204V205H181ZM188 204H189V206L191 207L192 205L193 206H195V207H191V208H194L195 210H193V211H188L187 209H186V207H188V209L189 210H192L189 206H188ZM196 204V205H195ZM236 204H237V206H236ZM260 204V205H259ZM25 207V206H27V207H25V209L23 208V206ZM40 205V206H39ZM64 205H65V207H64ZM128 205V206H127ZM197 205H198V207H197ZM240 205V206H239ZM14 206V207H13ZM139 206H141L140 208L142 209V210H144L143 211V213H142V215H145L146 214V216H142V215H140L139 217H142V218H144L143 219V221H141V222H143V223H139L140 222V219H139V217L137 216V214H141L140 212H142V211H140V209H139ZM248 206H251V207H249L248 208ZM19 207V208H18ZM42 207V208H41ZM97 207V208H96ZM124 207V208H123ZM125 207L126 208H128V209H125ZM170 207V208H171ZM184 207V208H183ZM247 207V208H246ZM22 208V209H21ZM27 208H28V210H27ZM39 208V209H38ZM61 208V209H60ZM64 208V209H63ZM116 208H118V209H116ZM137 208V209H136ZM197 208V209H196ZM19 209H21V210H19ZM36 209H38V211L36 210ZM40 209H45V210H40ZM116 209V210H115ZM123 210L124 209V211H126L127 210V212H129V213H127V212H124V211H120V210ZM134 209V210H133ZM173 209V208H172ZM248 209V210H247ZM251 209V210H250ZM253 209V210H252ZM27 210V211H26ZM31 210V212H29ZM36 210V211H35ZM39 210H40V212L41 213H37V212H39ZM128 210H130V211H128ZM133 211V214L131 213L132 211ZM139 210V211H138ZM157 210H159L158 212H156ZM203 210V209H202ZM202 210H201V212H202ZM258 210V211H259ZM57 211H58V213H57ZM137 211V212H136ZM151 211V212H150ZM186 211V212H185ZM196 211H197V214H196ZM59 212H61L62 214H60ZM100 213V215H99V213ZM120 212L122 213L123 212V217H122V214L121 215H119L120 214ZM146 212H148V213H146ZM149 212H150V215H148L149 214ZM190 212V214H191V216L192 215H195L196 216V219L195 218H193V217H195V216H193V217H191V216H189L190 214H188L187 215V213H189ZM230 212V213H229ZM232 212V213H231ZM254 212V213H253ZM64 213V214H63ZM126 213V214H125ZM130 213H131V215H133V216H129L130 215ZM145 213V214H144ZM186 213V214H185ZM195 213V214H194ZM198 213H199V215H200V217H199V215H198ZM209 213V215H207V214ZM210 213H212V214H210ZM66 214V215H65ZM129 214V215H128ZM257 216H256V215ZM27 215H30V217L32 216V219L30 218V219H28V221H25L24 219H27V217L29 218V216H27ZM33 215H34V217H33ZM38 215V216H37ZM66 217H65V216ZM98 215V216H97ZM115 215V216H116ZM202 215V216H201ZM205 215H207L206 217H205ZM215 215V214H214ZM245 215H243V217L245 216ZM247 215H249V216H247ZM12 216V217H11ZM22 217V218H20V217ZM46 216V217H47ZM51 216H53V217H51ZM100 216V217H99ZM129 216V217H128ZM185 216V217H184ZM209 216H210V219L208 220V218H209ZM16 217V218H15ZM23 217H24V219H23ZM26 217V218H25ZM68 217H69V219H68ZM126 217V218H125ZM133 219H132V218ZM149 219V222H144V220L146 219ZM149 217V218H148ZM154 217H156L157 218V220L158 221H156V218H154ZM186 217H190V218H186ZM198 217L200 218V219H198ZM208 217V218H207ZM241 217V216H240ZM66 220H65V219ZM90 218H92V221H91V219ZM121 218V219H120ZM122 218L124 219H129V221H128V219L127 220H123V222L124 223H122L123 225L124 224H127V222H128V224L127 225H129V227H128V229H130V235L128 236L127 235V229H125V227L124 226H121V222H122ZM187 219V221L188 222H186V223H184V222H182L183 224H181V221H183L184 219ZM253 218H257V220H256V222L254 221L253 222ZM259 218H261V219H259ZM57 219H58V221H57ZM136 220L135 222L133 221V220ZM146 219V220H147ZM150 219H151V221H150ZM177 220V222H176V220ZM190 221H189V220ZM192 219H193V221H192ZM236 219V218H235ZM16 220V221H15ZM19 220H21V221H19ZM22 220H23V223H24V221L25 222H28V224H27V227H29V228H27V227H24V226H26V225H21V224H23L22 223ZM51 220V219H50ZM63 220H65V222L63 221ZM67 220H68V222H67ZM116 220H118V221H116ZM121 220V221H120ZM142 220V219H141ZM211 220V221H210ZM252 220V221H251ZM261 220V221H260ZM29 221H31L30 223H29ZM46 221H44V222H46ZM73 221V222H72ZM127 221V222H126ZM148 221V220H147ZM192 221V222H191ZM236 221H237V223H236ZM259 223H258V222ZM19 222V223H18ZM20 222H21V224H20ZM96 222H99V223H97V225L98 226H100L101 225V227L99 228L97 225H96ZM174 222V223H173ZM238 222H240V223H238ZM249 222V223H250ZM65 223L67 224V225H65ZM94 223V224H93ZM120 223V224H119ZM139 223V224H138ZM146 223H147V225H146ZM172 223V224H171ZM187 223H190V227L187 225ZM194 223V225L197 227H195V226H193L192 227V224ZM234 223H235V225H234ZM251 223H250V225H251ZM263 223V224H262ZM13 224L14 225H16V227H14L13 226ZM26 224V223H25ZM33 224V225H32ZM37 226H35V225ZM70 224V225H69ZM135 224V225H134ZM137 224H138V226H137ZM152 224V223H151ZM158 224V225H157ZM176 224V225H175ZM184 224H186V226L188 227H185V226H183ZM215 224V225H214ZM224 224H227V222H224ZM243 224V223H242ZM20 225H21V227H20ZM32 225V226H31ZM178 225V226H177ZM182 225V226H181ZM218 225H221V226H218ZM250 225H247L246 224V226H244V225H241L240 224V226H244V231H243V233H244V236L242 235V233H240L242 230H243V228H240L241 230H238L237 228H235V231H236V229H237V231H239V237H241V236H243L244 238H242L243 240H245V242H246V244H244L243 246H245L246 245V249H244V247L242 246V245H240V246H238L239 245V243L237 242V240H235V242H237V244L235 243L234 244V248L233 249H236L237 251H241V252H243L244 254H245V256L247 257V256H249V261H248V258H247V260L246 261H248L249 263L250 262H253L252 260L254 259L255 260V258H257L255 261H264V253H262L263 251H264V239L263 240H261L262 238H258L257 237V230H253V225H251L252 226V229L249 231V229L251 228L250 227ZM36 227V229H34V230H31V228H33V227ZM88 226V227H87ZM96 226V227H95ZM137 226V228H135ZM160 226H161V230H160ZM166 226H168V228L170 227L171 228V230H170V228L168 229L169 231H167V229H165L167 232H168V234H166L165 232L166 231H164V228H166ZM174 226H175V228H174ZM181 228H180V227ZM215 226V227H214ZM216 226H218V227H220V228H217ZM235 226V227H234ZM31 227V228H30ZM34 227V228H35ZM66 227H69V228H67L66 229ZM117 227H118V229H117ZM123 227V228H122ZM142 227V226H141ZM157 227H159V228H157ZM177 227V228H176ZM180 229H179V228ZM195 228V229H193V230H191L192 228ZM247 227L249 228L248 230H247ZM261 227V228H260ZM21 228H23V229H26L27 231H33V232H30L29 231V233L27 232V231H25V230H23V229H21ZM63 228H64V231H66V232H64L63 231ZM97 228V229H96ZM119 228H120V230H119ZM121 228H122V230H125L124 231V233H123V231L122 232H120L121 231ZM186 228V229H185ZM199 228V229H198ZM215 228V229H214ZM223 228V229H222ZM86 229V230H85ZM149 229V230H150ZM157 229V230H156ZM176 229V230H175ZM257 229V228H256ZM21 230V231H20ZM69 230V231H68ZM134 230V231H133ZM150 230V231H151ZM154 230H156V231H154ZM187 230H188V232H189V234H188V232H187ZM202 231V232H198V231ZM218 230V231H217ZM221 230H224V231H221ZM246 230V231H245ZM25 231V232H24ZM134 232L133 233V235H132V232ZM157 231H159V232H157ZM162 231H164V235H162ZM172 231V232H171ZM177 231H179V233L177 232ZM182 231L184 232V235H187V236H184L186 239H184V238H182V235H183V233H182ZM194 231H196V233H199L200 234V236H199V239L198 238H196V236H195V238L197 239H195V240H193V238L194 237H191V236H193L192 235V233ZM219 231H221L220 233L221 234H219ZM256 231V232H255ZM26 232H27V234H26ZM53 232H51V233H53ZM64 232V233H63ZM89 232V233H88ZM152 232H150V234H152ZM228 232H229V234H228ZM248 232V233H247ZM253 232V233H252ZM66 233V234H65ZM72 233V234H71ZM94 235H93V234ZM125 233H126V235H125ZM161 235H159V234ZM169 233H171V234H169ZM176 233V235H173V234H175ZM180 233H181V235H180ZM187 233V234H186ZM191 233V234H190ZM195 233V232H194ZM195 233V234H196ZM226 233V234H225ZM236 233V232H235ZM256 233V237H255V234ZM128 234H129V230H128ZM217 234V235H216ZM222 234H224L225 235V237H223L224 235H222ZM237 234H238V232H237ZM247 236H250L251 235V241H249V237H246V235ZM249 234V235H248ZM252 234H253V236H252ZM26 235V236H25ZM59 235H61V236H59ZM66 235V236H65ZM92 235V236H91ZM124 235H125V237H124ZM158 235V236H157ZM165 235L167 236L166 238H165ZM179 235H180V237H179ZM205 235H206V233H205ZM220 235V236H219ZM227 235V236H226ZM229 235V236H228ZM28 236H31L32 238H31V240H32V242H31V240L28 238ZM162 237V238H160V237ZM164 236V237H163ZM174 236V238L176 239V241H175V239L174 238H172ZM177 236H178V238H177ZM189 236V238H187ZM207 236L208 235H206V238H204V239H210L209 237L207 238ZM222 236V237H221ZM25 237H27L28 239H26ZM60 237V238H59ZM94 237V238H93ZM157 237H159V239L157 238ZM197 237H198V235H197ZM16 238H17V240H16ZM63 238V237H62ZM96 238H97V240H96ZM104 240H102V239ZM158 239V243L156 242V239ZM163 238H165V240L167 239V238H172V241L170 240L169 241V239H168V241H165ZM184 239L183 241H181V242H184L185 244H183L182 243V245H187V246H189L190 248L192 247L193 248V246H194V248L192 249H188L189 247H187V246H178L176 243H178V241L180 242V240H178V239ZM247 238V239H246ZM64 239V238H63ZM160 239H162V241L164 242H161L162 243V248L160 247ZM189 239H191L190 241H189ZM214 238H212L211 240H213ZM255 241H254V240ZM26 240H28V241H26ZM30 240V241H29ZM51 240V241H52ZM60 240V241H59ZM65 240V239H64ZM64 240H62V244L65 246V245H68V244H65L66 242L64 241ZM128 240V241H127ZM178 240V241H177ZM18 241V242H17ZM24 241V242H23ZM65 243H64V242ZM70 241V242H69ZM102 241L104 242V244L102 243ZM126 241V242H125ZM153 241H155V243L153 242ZM188 241V242H187ZM192 241V242H191ZM196 241V242H195ZM198 241H200L199 243H198ZM207 241H209V240H207ZM254 241V242H253ZM260 241V242H259ZM263 241V242H262ZM22 242V243H21ZM29 242V243H28ZM33 244H31V243ZM106 242V243H105ZM129 242L131 243V244H129ZM166 242V243H165ZM169 243V245H168V243ZM176 242V243H175ZM193 242H195V243H193ZM212 241H209V245L208 244H206L207 242H204L205 244H203L201 247L202 248H206L207 250L205 251V249H203L204 250V253H200V255H202V256H200V259H202V260H204L203 258H205V261H208V263H211V264H216L215 262H220V260H219V258H221L220 257V255H219V253H217L216 252V254L213 252V250L211 249L212 247V243H211ZM247 242H248V244H247ZM253 242V243H252ZM258 242V243H257ZM261 242H262V244H261ZM55 243V244H56ZM78 243V244H77ZM157 243V245H155ZM172 243H173V246H172ZM190 243V244H189ZM192 243H193V245H192ZM1 245V251H0V261H2V262H0V264H15L16 262H17V260H18V262L16 263V264H18L19 263V261H20V259L21 260H24L22 257H20L19 256V258H18V256H17V254H16V252H15V255L12 253H10L9 251L7 252V245H5V244H2V243H0ZM25 244H27L28 245V247H27V245H25ZM83 244V245H82ZM100 244V245H99ZM103 244V245H102ZM136 244V245H135ZM152 244H154L153 246H152ZM176 244V245H175ZM189 244V245H188ZM229 245L230 244H232V245H230V247H233V243H228ZM258 244V245H257ZM4 245V246H3ZM25 245V246H24ZM32 245V247H29V246H31ZM80 245V246H79ZM101 245H102V247H103V249H101ZM109 245V246H108ZM159 245V246H158ZM165 247H164V246ZM167 245V246H166ZM174 245L175 246H177L178 248L179 247H181V250L180 251H182L181 253L179 252V250H178V252H177V255L175 256V255H173L172 253H175L176 254V251H172V253H171V250L174 248ZM192 245V246H191ZM251 245V246H250ZM95 246V247H94ZM136 248H135V247ZM235 246H237V248L235 247ZM243 247V249L245 250V251H243V249L242 248H240V250H238L239 248L238 247ZM33 247H35V250H33L34 248ZM72 247V246H71ZM74 247V246H73ZM156 247H157V251L156 250H154V249H156ZM158 247H160L161 249H163L164 250V248L165 249H167V250H164V251H160L159 249H158ZM164 247V248H163ZM172 247V248H171ZM183 247H184V251L186 250V251H188V250H190V251H188L189 252V254L188 253H186V251L184 252L182 249H183ZM186 247V248H185ZM26 250H25V249ZM28 248H31L30 250L28 249ZM33 248V249H32ZM37 248V249H36ZM75 248V247H74ZM81 248V249H82ZM85 248V249H84ZM106 248V249H105ZM134 248V249H133ZM169 248V249H168ZM198 248V253L196 254V252H195V250ZM80 249V250H81ZM127 249V250H128ZM136 249H139L138 250V252L136 251ZM171 249V250H170ZM242 249V250H241ZM263 249V250H262ZM28 250V251H27ZM31 250H33V251H31ZM36 250H38L37 252H39V254H37V253H35L36 252ZM82 250V251H83ZM90 250V251H89ZM103 250V251H102ZM168 250H170V251H168ZM203 250H202V252H203ZM246 250L248 251V252H246ZM31 253H30V252ZM86 251H84V252H86ZM99 251V252H98ZM102 251V252H101ZM129 251L130 252H132L131 251V249H129ZM166 251H168L169 253H170V255H169V253H167ZM197 251V250H196ZM2 252V253H1ZM24 252H27V253H24ZM150 252V253H149ZM161 252H162V254H161ZM211 252V253H210ZM213 252V253H212ZM8 253V254H7ZM9 253H10V255H9ZM27 254V256L28 257H26L25 255ZM168 256H167V255ZM171 254H172V256H171ZM183 254V255H184ZM188 254V255H187ZM210 254H212V255H210ZM214 254V255H213ZM218 254V255H217ZM247 254H249V255H247ZM9 255V256H8ZM13 255V256H12ZM34 256V258H33V256ZM147 255V256H146ZM153 255V254H152ZM158 255H160V256H158ZM189 255V257H191ZM207 255H210V257H212V256H216L215 258L217 259V260H215V261H213V262H211L210 260L212 259L213 260V258H210V260H209V256H207ZM15 256V257H14ZM163 256H164V258H163ZM166 256V257H165ZM170 256V257H169ZM173 256L175 257V258H173ZM204 256V257H203ZM219 256V257H218ZM251 256V257H250ZM9 257H11V258H9ZM17 257V258H16ZM42 257V258H41ZM138 257H139V259H138ZM150 257V258H149ZM188 257V258H189ZM252 257H255V258H253L252 259ZM142 258H143V260H146V261H143L142 260ZM166 258V259H165ZM170 259L168 262H167V260L168 259ZM11 259V260H10ZM31 261H30V260ZM33 259H36L35 261L33 260ZM149 259V260H148ZM176 259V260H175ZM199 259V260H200ZM27 260H29V261H27ZM173 260V261H172ZM190 260V259H189ZM188 260V261H189ZM202 260H200L201 262H202ZM219 260V261H218ZM16 261V262H15ZM142 261H143V263H142ZM152 261H154V260H152ZM163 261H160V264H161V262L163 263ZM205 261H203L202 262V264L204 263H207V262H205ZM210 261V262H209ZM15 262V263H14ZM76 262L77 263H79L80 264V262H78V261H76L75 260V264H76ZM151 262V261H150ZM167 262V263H166ZM170 262V263H171ZM151 263V264H152ZM163 263V264H164ZM173 263H171V264H173ZM190 262H188V264H189ZM20 264V263H19ZM45 264V263H44ZM148 264H150V263H148ZM187 264V263H186Z\"/></svg>",
    "mask_w": 264,
    "mask_h": 264
}]
</instances>
